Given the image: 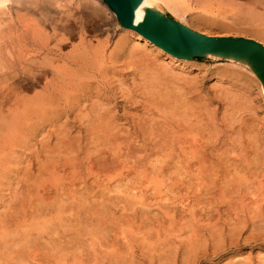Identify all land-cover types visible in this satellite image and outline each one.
Returning a JSON list of instances; mask_svg holds the SVG:
<instances>
[{
  "label": "rangeland",
  "instance_id": "374dc122",
  "mask_svg": "<svg viewBox=\"0 0 264 264\" xmlns=\"http://www.w3.org/2000/svg\"><path fill=\"white\" fill-rule=\"evenodd\" d=\"M26 1L27 0H21V3H24ZM85 1H87V2H85ZM97 1H98L97 4L102 6L103 9L106 8L105 11L102 12L103 15L101 14L102 17L103 16L104 17L103 18L101 17L102 19H101V21L99 20V22H97L98 20L93 14L91 15L90 10L88 9L89 8V6H88L89 2H91L90 0H59L60 8H57V9L61 10V12H63V13H65V11H67L69 13L68 16L69 15L71 16L74 12H78L80 17H82V18H84L83 15L87 16L86 18H89L91 16H92L91 17L92 19L96 18L93 21L89 20V22H92V23H90V24L88 23L89 25L86 24V29H85L88 31V33H90L91 32V29H90L91 26H92V28L94 27L96 30L93 31V29H92L93 34L92 33H90V34L86 33V35H78V36L75 35V38L77 40H75L74 37H71V39L69 38L71 41L66 40L64 43L61 42V44L63 43L64 45L63 44L61 45L60 42H59V45H58V43H56V41H58L57 37L60 38L59 35H57V33H52V35H50L51 34L50 31L46 29L47 31L44 32V34H42L41 33V32H43V31H41L42 29L39 26H37V24H36V22L32 16L25 14L22 11L21 12H14V10H10V7H8L9 8L8 10H4V11L0 12V75L4 72H7L9 75L12 73L11 76H13L14 73H13V71H11V69H10L11 67L27 69V66L28 67L34 66L32 64V62L34 60L36 61L38 59V61L40 62L42 57H45L46 60H48V61H46V60L45 61L47 63L50 62V65H53L54 62H55V64L60 62L59 64H61V65L64 64L63 65L64 68H67V69H63V71H61L60 66H59L58 70L60 72L56 73L58 71L55 70L56 69L55 64L52 66V68L49 67V65H48V67L51 69H49L50 73L46 76V80H45L46 86H45V90L43 92L44 95L41 94L42 92L39 89H38V92L33 91V92H29V94L26 93V96H31V97L33 96L32 97L33 100L31 97L26 98L24 94L18 95L21 97L20 98L21 100L19 99V97H16L18 100L23 101V99H24V101L22 103L20 101H18L17 99H13V98H15V97H13V96H15L14 94L11 96L13 101L14 102L16 101L17 106H19V107L14 108V110L9 113V115L11 114L12 118H13V121L11 120L12 124L10 126H9L10 121H8V122L6 121L8 119V114H6V112L5 113L3 112L2 115L0 114V116H2V117H0V120L2 121V119L4 118L3 120L5 122V123H3V121H2L0 123V234L2 232H5V230H7V232H10V233H12L11 231L16 230L19 234H17L15 231L13 233H16L17 237L14 238L15 234H13V235H11V238L14 240L17 239V242H16L17 244H18V240H20V238L23 239V240H21L23 242H20L21 245L20 244L18 245L21 248H19V247L13 248L12 251H15L14 255L9 254L8 252H10V251L5 252L7 250L6 249L4 250V248L2 246L3 251L0 250V255H2L3 257L2 256H1L2 258L0 257V261H1L0 264H6V262H7V264H49V263L50 264L51 263L57 264L56 260L60 259L62 257V255H64V254H67V255L70 254V257L65 255L63 257L65 260L63 264H68V263L69 264H110V262L107 259H109V255H111V253H114L110 257V258H113L112 256H114V258L111 259V261H113L115 259V261L118 260L117 262H119V260H120V262L119 263L116 262V264H122V262L127 264L128 262H126V261L128 260L130 262V260L132 259V258L131 259H129V258L125 259L126 257L130 256V255H127L128 253L131 254V251H129L128 248L131 247L132 242H137L136 245L133 243V245H135V247L137 246L136 250L139 246L138 240L141 239V235H140L141 233H139V235H140L139 236L138 232H140L144 229V227H142L141 225H143V226L144 225H146V226L151 225L150 228H152V230L149 229V226H148L147 227L148 228L147 233L148 234L153 233V235L155 234L154 236L155 237L157 236V238L159 236L158 243H157V242H155V241H157V238L154 239L155 237L154 238H151L153 236L150 237L151 234L148 235L146 233L148 235L147 236L146 234L142 233L143 235H145L144 237L146 239L149 240L151 238L154 240V241L151 240L152 242L151 241L150 242H151V244L154 242L156 245L153 244V245H155V247L152 246L151 248H154V250L157 249V252H158V249L161 250L160 248H163V246H162L163 244L167 248L169 243H170V242H168V240L172 242V240H173L172 237H174L173 234L176 233V230H177V228L180 227V225L182 227H184L186 225L187 221L185 219L188 218V214L186 212L182 211V210H184V208L181 209V213H183V214L181 217H180L181 214H179V217H180L179 218L178 215H176L178 213H176L175 211H172L171 207L173 208V210H174V208H177L178 211L180 210L181 207H178V206L176 207V205H173V204L168 206V204L172 203L170 201L174 200V198H176V196H177V195L176 196L173 195L174 193L177 194L176 192L178 190L176 189V186H179L178 187L179 190L182 188L181 180H179V177L177 178V176H176L177 173H175V172H178V169L175 167L179 166L178 164H180L181 162L179 163L174 159V161L177 162V164H176L172 158L175 157V155L179 156V154H180V151H178V150H180L179 148L181 146L185 147L187 144H184V145L180 144V147L178 145L175 148L179 152L178 153L174 149L173 145H171L172 147L169 145L171 141L169 139H167V141H168L167 144L169 145L170 150L173 149L174 151L173 150L172 151L173 152L176 151L177 153L173 154L172 151L170 152V150H168V152L173 154V155L169 154V155H172V157H169V156L163 157L161 155L163 151H165V153H166V149L164 150V148L163 149L161 148L164 146H163V144H160L159 142L163 143L162 141L164 139H162V141H159L160 140L159 136L162 134L161 138H163V134H165V132H162V130H163L162 128H160L162 130L158 131L157 127H160L161 124L164 126L163 127L164 129H165V127H167V128L170 127L169 125L166 126L162 122V120L160 119V116L164 117L163 112H166L167 114L166 113L165 114L167 115V118L170 117V115H168V113L171 110L168 109L169 104L168 105L166 104L168 102V100L166 102V100H164V98L161 99L160 96L163 95V97H164L165 93H167V92L171 93L170 91H172V93L177 92V88H178V91H180L179 88L182 87L181 85H183L184 82H187L186 83L187 85L184 84L183 89L187 86L189 88V92L195 93V94H190L188 92L187 88H186L187 91H186V89L183 90L181 88V91H183L184 97H186L187 94L191 96V97H189L187 95V97H186L187 101L186 102L189 101L188 103L192 104V105H189L188 103H185V104L182 103V105L184 107L183 109L186 110L185 113H187V114H189L188 109H189V111H191L192 115H193V113L194 114L197 113L196 114L197 116L195 115V117H197V119H196L197 121H198V119H200L201 121L203 120L202 122L199 120L200 124L196 127L197 124L195 123L196 120H194L195 117L191 116V117H194L193 118L194 121L191 120L192 119L191 117L189 119V121H192L191 122L192 124L193 123L195 124V127H194V125L192 126L193 129L197 128L198 130L197 129L196 130L202 134L201 136L206 135L205 137H207V133L209 134V132L212 131L213 134L210 132L211 135L209 134L208 136H211V138L215 137L214 138L215 140L217 139L216 140L217 142L214 139H212L211 140L212 142L210 141V143H212V144H210L209 142H206V144H207L206 145V151L208 153L206 152V156L204 157V162H205V160H207L206 162L209 165L208 164L205 165L206 163L203 164L202 162H200L202 164V166H200V167H203L205 165L206 167L204 166L203 168L204 169L206 168L205 169V171H206L207 166L209 167L212 164H217V162L219 161L218 162L219 163L218 169H220L221 171L216 169L217 165H215V168H213V166H210V169L212 167V170L216 169L217 173H218V171L222 173V174H219L220 175L219 176L215 172L217 174V178H218L217 183H221L224 181L223 182L224 185L228 184L229 181L231 182V180H229V178H231V176L229 174H227V176H226V179H228L227 180L228 182H227L224 178L225 177L224 174H226L227 172H229V173L233 172L232 170L234 168H235L234 170L236 171V173H233V174L231 173L232 176L235 174L240 179L243 178L241 180V182H238L237 184L235 183L236 184L235 188H239L240 191H242V190L244 191V192L240 193V191L237 189L239 191V192L237 191L239 193V195H237V192L235 191L236 189L235 190H232L231 188L227 189V187L230 186V183H229V185L225 186L226 188L223 186V183H221L222 185L217 184L219 187L223 186V188H225L228 191L226 196L231 198V199L230 198L228 199V201L229 200L232 201V202L230 201L231 203L227 202L226 198L224 200V201H226L225 205L223 206V207H225V209L230 208L228 210H231V208H233L232 211L226 210L228 212V215L231 213L230 215H232V217H233L232 218L230 216L232 221H234V220L236 221L237 219H235L234 216L238 212L242 211V210L238 209V207H240L238 205L241 204V207L243 208V214L245 215V213H246L248 216L249 212L247 210L248 209H249V211L251 210L250 213L253 210L252 205L248 208V204L249 205L251 204L250 202L253 201V197H254V199L257 198V200H258L257 201L255 199L256 201L254 200L253 203L254 202H260L259 203L260 207L263 206L262 209H264V199H263L264 193H263V195L261 194V192L264 191V103H263V100L261 99V97L259 95V90H258L257 84L255 83L257 78L252 73V71L249 70L247 67H245V66H243L237 62L235 63L231 60H228V61L232 62V63H230L227 60L220 59V58L210 59V57L209 58L204 57V58L194 59L192 61H186L187 63H181V62H175V61L172 62L169 59H166V58L156 54L152 49L141 46V45H143L141 43V41L136 40L134 37V34H136V33L132 34V33L128 32L130 30H126V29L121 28L116 21L115 15L111 11L108 10V8L103 4V2H101L102 0H95V2H97ZM184 3H186V4L183 8L184 12H185V14L183 15V17H184L183 20H186V21L188 20L187 22H191V24L194 27L193 31L198 32V33H202V34L208 35V36H214V37L249 38V39H253V40L258 41V42H262L263 46H264V32H263L264 31V24H263L264 22H262V21H264V15L261 14L262 13L261 11H258L259 9L254 5L255 3H253V0H184ZM160 7L162 8V10L164 11V13L167 17H170L174 21H177L168 12V10L164 6L162 7L160 5ZM249 7H251L252 10H251V8L247 9ZM78 9L80 10V12ZM248 10H251L250 12L253 11V14L252 13H251L252 15L249 14L250 12ZM256 12H257V14H254ZM258 12H261V13L259 14ZM66 13H65V15H66ZM82 13H83V15H82ZM19 15L21 17L17 18ZM255 15H258L257 19L254 18ZM93 16H94V18H93ZM91 18H89V19H91ZM102 20H104V22ZM258 21L262 22V24H260V22L258 23ZM93 23H95V24H93ZM96 24H99V25L96 26ZM101 24H102V26H100ZM257 26L258 27L261 26V27L257 29ZM102 27H104V28H102ZM19 33L22 35L23 38L19 37V36H21ZM36 33H38V34H36ZM39 33L41 35H44V40L42 38L40 41ZM75 34H78V33H75ZM37 35H38V37H37ZM72 35L74 36V33ZM8 36H10V37H8ZM11 37H13V38H11ZM49 37H51V38H49ZM79 37L80 38L83 37V40L80 41ZM86 37H87V40L84 39ZM89 37L91 38V40H93L92 41V47L94 45L96 50H94V47L92 48L90 46L91 44L88 45V43H87L88 40H89V43H91ZM45 38H47V39H45ZM96 41L98 43H100V46L97 44ZM40 42H43V43H40ZM72 42H74V43H72ZM76 42H78V46L76 45L77 44ZM79 42L80 43L86 42L85 43L86 46L83 43L80 44V45H84V49L86 51V54H85L82 46L79 45ZM101 42H102V44H101ZM14 43H15V45H14ZM55 43H56V45L51 46ZM35 44L43 45L47 49L57 50L58 52H51L47 56H44V55L40 54L41 52L38 51V47H35ZM69 44H71V46H73V47H70ZM11 45H13V46L11 47ZM67 45H69V46L67 47ZM75 45L77 47H75ZM101 45H102V47H101ZM56 46L59 49H57ZM98 46L101 47L100 48L102 50L101 52L99 51ZM60 47H61V49H60ZM62 48H63V50H62ZM70 48H73V49H71L73 51H75L76 49L79 48L80 52L78 51L79 50L78 49L77 50L78 53L76 52L77 53L76 54V53L70 51ZM89 48L91 50H94V53H93V51L89 50ZM13 50H15V51H13ZM23 50H25L26 52L25 51L23 52ZM98 51H99V55H98L97 60L99 61L98 62L99 64L97 65V61L96 62H93V61L96 60V57H97L96 55H97ZM106 51H107V53H106ZM102 52H104V53L102 54ZM71 53H73L74 55L75 54L79 55V53H80L81 55L79 56V58H77L76 56L72 55ZM92 53L95 54V56ZM88 54L90 56H92V55L93 56L88 57L89 56ZM70 55H72L71 57H73V56L76 57V65L75 66L78 70L77 69L75 70V66H73V65L71 66V65L67 64V62H65L64 59L70 60V58H71ZM86 55L88 58L86 57ZM102 55H103V57H102ZM84 56L86 57L85 59H84ZM4 58H7L8 60H10V62L7 59H6L7 62H5ZM100 58H103L104 61H103V59H100ZM31 59H34V60L32 61ZM87 59H88V61H87ZM29 60H31V63ZM78 60H81V62ZM89 61H90V63H89ZM9 63L14 64V65H11V64L9 65ZM100 63H102V64L104 63V64L101 65ZM37 64H38V62H37ZM87 64H89V65H87ZM98 66H100V67H98ZM1 67H3V68H1ZM70 67L74 68V69L72 68L73 71H71L72 69ZM90 68H92V69H90ZM1 69H4V70L2 71ZM52 69H54L56 72H52ZM91 70H93V71H91ZM64 71H67L68 74L70 71H71L70 73L74 72L73 73L74 77L71 76L73 74L68 75ZM75 71H77L78 75H76L77 73ZM63 72H64V74H62ZM83 72L85 74L84 81H85V79H87L88 82L85 81V83H84V81H80L83 79V75H84V74H82ZM79 74H81V76ZM55 75H57V77ZM58 75L60 78L58 77ZM143 75H145V76L143 77ZM146 75L147 76L149 75L148 76L149 78ZM252 75H254V76H252ZM75 76H76V78H75ZM67 77H68V79H67ZM77 77L78 78L81 77V78L78 80ZM154 77H155V79H158V80L162 79L163 80V81L161 80L160 82H158V80H157V82H158L157 86L162 85L159 83H163V82L166 83V84L163 83V85H162L164 87V92H163V87L160 86L161 88H158L156 86L159 90H162V92L164 93V94L162 93L160 96L157 93H155V92H157L156 91L157 88H156V90H155V88H153V86H155L154 82H152L153 84H151L150 88L148 87V85L150 84V82L152 81V79ZM0 78H1V76H0ZM73 78H74V80H73ZM5 79H7V78H3L4 81H6ZM149 79H150V82H148ZM3 80L2 79L0 80V82H1L0 86H2L3 83H5V82H3ZM189 80H191V81H189ZM172 82H173V84H172ZM169 83H170V85H167ZM174 83L175 84L178 83L179 86L175 85ZM86 84L88 86H86ZM165 85H167V86L165 87ZM84 86L86 87L85 91L87 92L88 95L85 98L84 97L81 98L80 93H81V90ZM172 86H174L175 88ZM168 87H171V88H168ZM191 88H193V89H191ZM167 90H169V91H167ZM185 91L187 94L185 93ZM37 93H38L39 97H38V95L36 96ZM59 93H60V95H59ZM154 93L156 95H154ZM178 93H174V94H177L178 97L184 98L183 96H180L181 93L180 94H178ZM66 94L69 96H67ZM92 94H94V95H92ZM45 95H46V97H42ZM47 97L50 100L49 102L52 103V104L50 103L51 105L49 104ZM172 97L173 96H171L170 98H172ZM35 98H37L38 101H40V102H38L36 100L34 101ZM44 99L46 100V102H48V104L45 103ZM165 99H169V98H165ZM172 99H175V100H172ZM172 99H171V101L168 102V103L172 102V104H170L171 106L172 105L175 106L176 103H179L177 101L182 102L181 101L182 99H179V98H178L179 100L177 98H174V97ZM184 99H183V101H184ZM90 100L91 101L94 100L93 102L96 105L98 104V107L95 106L96 110H97V108H100L101 105L99 106V104H102L103 107H105V109H107L106 111L104 109L101 110L103 108V107H101L99 110L100 112H98V113L103 114V112H101V111L107 112L108 110L110 112H112L111 114L113 116L110 114L111 120H109V121L112 122V124L118 125V126L111 125V127L109 128L110 130H108V133L110 132V134H108V138H110V139L108 140V138H107L108 143L106 141H105L106 143L105 142L103 143L104 140L94 142L93 140H90V138H87V136L90 137L94 134L93 132L90 134L87 133L88 130L91 129L90 127H92V126H98L99 127L101 125L100 121H96L99 119H97L98 114L96 113L97 111L95 109L91 110L92 113H90V116H89L90 107L93 103V102L92 103L89 102ZM163 100L165 102H162ZM173 101H176V103H174ZM84 102H86V103H84ZM96 102H98V103H96ZM30 103L32 106L34 105V108L30 105ZM94 103H93V105H95ZM164 103L166 104V106ZM18 104H20V105H18ZM88 104H90V105H88ZM107 105H109V106H107ZM177 105H179V104H177ZM177 105L175 106V108L177 107ZM21 106H23V107L28 106L29 110H26L27 108H25V107L24 108L22 107V109H23V111L25 110L26 112L33 113L32 116H30L31 114L29 115V113L26 114L25 111L23 113V111L20 110ZM106 106H107V108H106ZM186 106H188V107L191 106V107L190 108L187 107L188 108L187 109ZM35 107L39 108L40 111L39 110L37 111ZM41 107L42 108L45 107L46 110L45 109L42 110ZM112 107H113V109H112ZM30 108H32V109L30 110ZM77 108L78 109L83 108V109H82V111H81V109L79 111ZM88 108H89V111L86 112L88 110ZM165 108H166V110H165ZM191 108L194 111L191 110ZM76 110H78V111H76ZM83 110H84V112H83ZM35 111L38 114V117H36L37 116L36 113H35L36 114V116H35V114H34ZM39 112H40V114H39ZM93 112H95L97 115L93 114ZM86 113L88 114V117L90 119L92 118L93 119L92 121L95 120L94 122H96L97 124L92 125L91 121H90V123L88 121H85L86 120L85 119ZM191 113H190V115H191ZM3 114L7 115V116L5 117ZM91 114H92V116H91ZM11 115L9 116V118L11 117ZM94 115L96 116L95 119L93 117ZM166 115H165V117H166ZM83 116H84V118H83ZM26 117H28V118H26ZM106 117H105V115H103L102 119L103 118L106 119ZM155 118H157V120H155ZM77 119L78 120L83 119L86 123L84 124L83 123L84 121L82 120V125L83 124L84 125L80 126L81 123L80 124L77 123L76 122ZM107 119H109V118L107 117ZM114 120H115V123L113 122ZM206 121L208 124L206 123ZM79 122H81V121L79 120ZM168 122H169V120H168ZM173 122H174V120H173ZM98 123H99V125H98ZM4 124H7V125H4ZM201 124L206 129L210 128V127H211V129L212 128H214V129H212V130L207 129L208 130V132H207L206 129H202L203 127L201 126ZM213 125H215V126L213 127ZM88 126H90V127H88ZM112 126H114V127L116 126V127L112 128ZM199 126L202 128L200 129ZM85 127H88V128H85ZM94 129H95V127H94ZM94 129H91V130L93 131ZM99 129H100V127L97 130H94L96 132L95 135L97 133H100V135H101V131ZM113 130H114V132H113ZM169 130H170V128H169ZM169 130L165 129L164 131H166V133L168 134L170 132ZM201 130L202 131L205 130V132H207V133L201 132ZM157 131L159 132L158 135H157V133H158ZM172 131L170 133H172L173 136H172V134L171 135L169 134V135L171 136L170 138L173 139L172 141H174L171 143L174 144L175 141H177V139H176L177 135L175 136L174 132H172ZM215 131L217 132L218 135H215L216 134ZM160 132H162V133L160 134ZM115 134H118V136ZM152 134H154V137H156V136H158V137H156V139L153 140V139H151L153 136ZM167 134H165L166 135V137L164 136L165 138H169L168 137L169 135L167 136ZM97 135H99V134H97ZM109 135H112V136H109ZM212 135H213V137H212ZM199 136H200V134H199ZM111 138H113V141ZM114 138H116V139L114 140ZM182 139L183 138H181V141H184V139L183 140ZM227 140H228V142H227ZM167 141H165V142H167ZM101 142L103 143V145ZM165 142H164V144H165ZM218 142L221 144H219ZM99 143H100V145H99ZM180 143H182V142H180ZM214 143H216L217 146L216 145L214 146L213 145ZM225 144H226L227 148H226ZM95 147H96V149H95ZM159 147H160V150H162V152L160 151L161 153H159V151H158ZM165 147L168 149L166 144H165ZM220 147H222V149ZM97 150H99V151L97 152ZM156 150L158 151V153ZM215 150H217V151H215ZM218 150H220V151H218ZM223 150H225V151L223 152ZM230 150L231 151L234 150L232 152V154H231ZM155 152L157 154H160V155H158L160 157H157V154ZM168 152H167V154H168ZM201 152L203 153V150H201ZM221 152H222V155H224V153H225V155L222 157H219V156H221L219 154ZM226 152L230 153L232 155V157L230 154L227 156ZM165 153H164V155L166 156L167 154H165ZM211 154H215L214 157ZM235 154H237V155H235ZM204 155L202 154L199 156L200 158L199 157L198 158L203 159L202 157ZM181 156H182V154H181ZM168 157L170 160L167 159ZM206 157H208V158H206ZM210 157L212 159H210ZM162 158H164V159L162 160ZM179 158L181 159L180 156H179ZM221 158H223V159H221ZM225 158H227L228 160H231V158H232V161L229 163H232L233 165H234V162H236V164H241L239 166H241L243 170L238 171L239 169H241V167L238 168L239 167L238 165H237V167H235V165L233 167L232 164L229 165V163H226V162H228V160H225ZM237 158H238V160H237ZM177 160H179V159H177ZM210 160H211L212 164H210ZM224 160L226 162H224ZM170 161H171L172 165H174V163L176 165L171 166L170 165L171 163H169ZM157 162H161V163L159 164ZM221 162H223V163H221ZM166 163L168 165V168H167V165H165ZM223 164H225V165H223ZM227 164H228L227 167L229 169L226 167ZM223 166H225V167H223ZM195 168L196 167L194 166L191 170H193ZM203 168H201V169L203 170ZM226 168L228 169V171L226 170ZM230 168H232V169L230 170ZM237 168H238V170H237ZM173 169L174 170L176 169V171H173ZM222 169H223V172H222ZM212 170H210V171L207 170V171H209L211 173V172H213ZM205 171L203 170V173ZM237 171L240 174L237 173ZM241 174L243 176H241ZM213 175H215V174H213ZM222 175H224V176H222ZM174 176L176 177V179ZM236 176L233 177V179L237 178ZM94 177L98 181L94 179L96 181V182H94L93 181ZM97 177L100 179H98ZM239 178H237V181H240V180H238ZM102 179H103L104 183H103ZM124 179H126V181ZM165 179H167V180H165ZM177 179L179 180V182ZM244 179H245V181H244ZM246 179H247V181H246ZM99 180H101L102 183H101V181L99 182ZM146 180H147V182H146ZM235 180L236 179H234L232 182H235ZM142 181H144V182H142ZM97 182L101 183V184H99L101 186H99ZM177 182H178V184H177ZM232 182H231V185L234 184V183L232 184ZM245 182H246V184H245ZM91 183L92 184L94 183V184L91 185ZM167 183H169V184H167ZM174 184H176V186H174ZM235 184H234V186H235ZM72 185H73V187H71ZM78 185H80V186H78ZM116 185H117V187L119 186V189H121V191H120L121 193L119 191H116V188H117V187H115ZM237 185H238V187H237ZM103 186H104V188H103ZM113 186L115 187V190H114ZM152 186H154V187H152ZM234 186L232 188H234ZM246 186H247V189L245 188ZM127 187L129 189L134 188L133 193L130 192V195L131 194L134 195L137 193L138 197L139 196L141 198L144 197L140 200H139L140 197L139 198L137 197V200H136V198L133 200V201H135V203H136L135 206L137 208L134 206V209L136 208L135 209L136 211L134 214L129 212L130 215L132 214L131 216L128 213L129 219H127L128 215H125V214H127V212H125V213L123 211L120 212L121 211L120 208H121L122 204H123L122 206L125 205L128 207L132 203V201L130 200L131 197H129L127 195H123L124 191L128 190ZM164 188L169 190L168 192H171L173 190L172 196H170L166 192L167 190ZM59 189H60V191H58ZM112 189H113V192L111 191ZM119 189H117V190H119ZM159 189L161 191H159ZM216 189L217 188H215V190ZM258 189L260 192L258 191ZM73 190H75V191H73ZM229 190H232V191H229ZM247 190H249V191L247 192ZM245 191L248 194H249V192H252L251 195L254 194L255 196L250 195L251 196L250 197V196H248L247 193H245ZM99 192H100V196L98 194ZM215 192L218 193L217 190ZM254 192L257 194V196ZM68 193L69 194L73 193L74 195L73 194L69 195ZM85 193H87V194H85ZM143 193H145L146 195L145 194L143 195ZM160 193H162V194H160ZM182 193L183 194H181V196L184 195V192H182ZM232 193H233L234 197L233 196L231 197V195H229ZM163 195L167 196L165 198H168V199L164 200L165 198ZM245 195H246V197H245ZM85 196H88L89 199L91 196L94 200H91V199L88 200V198ZM101 196L105 197L104 198L105 200L103 199V197L100 198ZM122 196H123V198H122ZM55 197L56 198L60 197L59 199L57 198L56 201L59 202L60 200H62L63 202L60 201L61 202L60 204L64 205V207H66V208L68 207L69 204L70 205L75 204V206H76L78 201H81V200H82L83 204H85V206L82 204L81 207L83 209H86V207H87V209H86L87 214H86V211H85V213L83 212L84 216L82 215V213L80 214L79 223H77V225L75 226V228H73L72 231H69L71 229L67 230L65 227L66 224L64 223V227L67 231L64 229V231L62 230L60 232V230H61L60 227H62V226H59L58 223L55 221L54 226L55 227L59 226L58 229L56 230V232L59 231V234H56V235H58V237L56 236L57 238L55 237L54 233L50 235L53 237L46 236V234L44 233L45 231L43 229L41 230V228L39 227L40 228V230H39L35 227L36 224L34 225V227L37 230L35 228L33 230V227H32V224L37 223L38 221H39L38 222L39 224L40 223L44 224V222H46L45 220H48V218L43 219L42 217L41 218L43 220L40 218H38V219L36 218L35 220H33L32 217L35 218L36 213H37V215H39V213L36 212V210H38L39 212H46L44 209H46V207L48 209V207H50L49 205L52 206L53 203L56 202ZM107 197L110 199H112V198L114 199L116 197L114 201H113V199L111 200V202H114V204H115V201L117 199H119V201H120L119 203H121V205L118 203L119 205H117V208H113V206H114L113 203H112L113 206H108V207H109V210L111 209L110 211H112V213L116 214V217H118V215H117L118 212H119L118 214L121 213V215H123V217H121V215H119V221H115L116 223L114 222L113 225H111L108 222V220H107V224L109 223L108 225H106L105 222H103L101 220V223L103 225L105 224V226H108V228H107L101 224L103 227H105L107 229L110 228L112 230V231H110V229H109L110 234H108L109 233L108 230L105 233V228L100 227L102 232H103L102 228L104 229L105 234H102L101 231L97 228L96 230L98 231L97 232L98 234L100 233L99 234L100 237H101V235H103L102 237L105 238V239H103L101 237L102 239L101 238L100 239L103 240V241H101V240H99V237H98L99 235H96L97 233L94 232L95 229L90 231L91 229L94 228V227H92L93 223L90 224L89 227L88 226L85 227V226L88 225L87 224L88 222L92 221L95 218L94 217L95 215H93L94 212H91L92 207L94 206L93 209L95 211L96 204H98V202H101L100 200H102V199L104 201H107L108 200ZM128 197H129V201H131V203L129 202L130 203L129 205H127L128 204V202H127ZM258 197H259V199H260V197H262L261 200H263V202L261 200L259 201ZM98 198H100V199L98 200ZM162 198H164V199H162ZM169 198L172 200H170ZM247 198L248 199L251 198V201L250 202L248 201L246 204L245 203L243 204L242 202H244L245 200L247 201ZM66 199H68V200H66ZM71 199H72V201H71ZM160 199H162V201ZM142 200H144V201H142ZM234 200H236V201H234ZM138 201L139 202L142 201L143 204H145L144 202H148V203H146L147 207H149L148 204L150 206L153 204L154 208H152L153 206H151L147 210H146V208H143V207L140 208L138 205H141V203H138ZM150 201H151V203H150ZM240 201H241V203H240ZM236 202L239 204H237ZM227 203H229V204L226 207ZM232 203H235L236 206H235V204H232ZM230 204H232V205H230ZM90 206H92V207L90 208ZM230 206H232V207H230ZM161 207L162 208L164 207V208L162 209ZM166 207L167 208L169 207V208L167 209ZM88 208L91 210H89ZM242 208H240V209H242ZM74 209H76V208H74ZM160 209L163 210V213H161V211L158 212ZM166 209H167V211H165ZM235 209H237L239 211L235 212ZM262 209H261V211L263 212L264 210H262ZM33 210H34V212H33ZM139 210H141V211H139ZM143 210H145V211H143ZM197 210H198V208H197ZM197 210H195V211H197ZM31 211H32V213H30ZM164 211L166 212V214ZM244 211H246V212L244 213ZM89 212H91V213H89ZM145 212H147V213H145ZM88 213L90 215H93V217L91 216L92 220H91V218H90V220H88L89 219V217H87V215L89 216ZM108 213L106 215L107 217H108ZM122 213H124V214H122ZM140 213L141 214L145 213L146 215H149V216L147 217L146 215H144V217H141L142 219H139L138 217L141 215ZM201 213L197 211V214H198L197 218L199 216L198 219H200L199 221L204 222V223H202L203 225L206 224L208 221H209L208 223H210L211 221L213 222L214 219L211 221L210 220H208V221L204 220L205 219L204 211L203 212L201 211ZM250 213H249V215L254 216V219H256L255 221H253L255 224H256L257 220L261 219L264 216V213L263 214L261 213L262 214V216L260 215L261 218H260V216L258 217L256 215H254V214H256V212L251 213V214ZM137 214L139 216H137ZM168 214H170V215H168ZM162 215H164V216H162ZM228 215H226V216H228ZM238 215H240V213ZM61 216H62V219L65 217L67 219V221L72 220V217L70 216L71 218H69L68 214L67 215L62 214V215H60L59 218H61ZM124 216H126L127 218L125 219ZM141 216H143V215H141ZM169 216H171V217L169 218ZM173 216L175 219L173 218L171 220V218ZM251 216L250 217L248 216V218L250 219V223L248 221V224H252L251 219L253 217L251 218ZM145 217H147V218H145ZM230 217L228 216L227 218H230ZM245 217H246V215H245ZM113 218H115V217H113ZM122 218L124 220H128L127 221L128 224L126 222L121 224V222H123ZM132 218H134L135 220L133 219L131 221ZM58 219H56V220H58ZM86 219L88 220V222H86L87 221ZM59 220H58V222H59ZM138 220L142 223L138 222L139 223L138 224L137 223ZM174 220H175V222H174ZM176 220H177V222H176ZM181 220H183V221L185 220V221L182 222ZM246 220H248V219L246 218ZM62 221H61V225L66 220H64L63 222ZM83 221L85 222V224ZM149 221L152 224L146 223ZM212 222L210 223V225L213 224ZM66 223H68V222H66ZM59 224H60V222H59ZM81 224H83V226ZM124 224H125V226H123ZM73 225H75V224H73ZM80 225H81V227H80ZM109 225H111V227L113 226V228H111ZM126 225H127V227H126ZM37 226H39V225H37ZM136 226H138V228H141V229L143 228V229L140 230ZM163 226H164V228H163ZM9 227H10V229H9ZM78 227H80V228H78ZM95 227H98V226H95ZM129 227H131V228H129ZM173 227H175L174 228L175 233L173 232V230H174V229H172ZM26 228H27V231H26ZM120 228L124 229L122 231H125L126 233L125 232L122 233L121 230L120 231L116 230V229H120ZM11 229H13V230H11ZM76 229H78V230H76ZM129 229H132V231H128ZM136 229L138 232L136 231ZM38 230L40 232H38ZM24 231L26 233H28L30 231L28 233L29 237L26 236L25 241H24V237H25ZM65 231L68 233H66ZM73 231H77V232L80 231V232L76 233ZM153 231H155L156 233ZM167 231H169V232H167ZM63 232H65L66 234ZM69 232H71V233H69ZM72 232H73V235H72ZM81 232H82V235H81ZM128 232H130L132 235L133 234L134 235L133 236L129 235ZM142 232H144V230ZM170 232L173 235L172 237H170L171 236ZM74 233L77 235H74ZM20 234H22V237ZM93 234H95V235H93ZM116 234H117V236H116ZM135 234L137 235V238H139V239L136 238ZM163 234H166V235H163ZM25 235H27V234H25ZM31 235L35 236V238L32 237ZM167 235H168V240H167ZM64 236H65V238L66 237L67 238L65 239ZM69 236L71 238H74L75 241L77 240V242H76L77 244L75 243V241L72 242L74 239L71 240V238ZM123 236H124V238H123ZM51 238H53V239H51ZM34 239L37 240L38 242L35 241ZM144 239L142 238L143 242L140 240L141 244L144 243V241L146 240V239L145 240ZM160 239L165 240V241H160ZM10 240L11 239H9V241ZM57 241H58V243H57ZM98 241H99V244L104 248H100L101 246L98 244ZM67 242L68 243L70 242L69 243L70 245ZM91 242L94 244V245L92 244V248L90 246ZM102 242H105L106 244L102 243ZM126 242L128 243L127 247H126V244H127ZM162 242H164V243H162ZM65 244L67 246V249L69 247L71 248L72 246H74V247H72L73 251H72V248L71 249L69 248L72 252H69V250H68V253H65V251H64V250H66ZM78 244L81 247L78 246L77 249L79 252H77L78 253L77 254L76 251H74V250L77 247L75 245H78ZM147 244H149V243H147L145 241V243L142 245H145L144 247L146 248ZM1 245H3V244H1ZM1 245H0V247H1ZM115 245H116V247H114ZM142 245H141V248H143L145 250V248L142 247ZM63 246H65V247H63ZM117 246L118 247L121 246V247L118 248ZM171 246L173 247V242H172ZM171 246L169 245L168 249H171L170 251L172 252ZM60 247H62L63 249H61ZM148 247H150V245H148ZM165 247L162 249V252L165 251L168 253L169 250L168 249H167L168 251L165 250L166 249ZM33 248H35V249H33ZM79 248H81L82 250L84 248L83 252L81 249L79 250ZM106 248H107V250H106ZM17 249H20V250L17 251ZM117 249H118V251H117ZM120 249L122 250V252ZM146 249H148V248H146ZM23 250H24V252H23ZM32 250H33V252H31ZM61 250H63V251H61ZM90 250H93L95 252L93 253V251H90ZM144 250H143L142 254L145 252L147 253V251H144ZM19 251H20L21 255L23 254L22 256L19 254L20 258H23V259H20L18 257L19 255H15V253H17ZM80 251L82 252V254ZM84 251H87V252L85 253ZM114 251H116V253H118V256L121 257V259L118 256H117V258H119V259L116 258L117 254L115 255ZM126 251L128 253L125 254ZM138 251H140L139 248H138ZM102 252H105V254H103ZM119 252H120V254H119ZM249 253H251V255L253 257H255L258 253L263 254L264 253V242H259L257 245H254V246H245L242 249H233V250L223 252L218 257H216L214 259L206 258V256H204V258L203 257L199 258L198 262H196L195 264H197V263L198 264H227L229 260L232 261L233 258H235L237 260L241 255L246 256ZM76 254H77V256H76ZM86 254H87V256L90 255V257L88 256L89 260L86 259V257H87ZM262 254H260V255H262ZM6 255H8V256H6ZM9 255H11V256L9 257ZM123 255H125V258L123 257V259H125L124 261H122ZM81 256L84 257L83 261H81L82 260ZM91 257H94V260L93 259L90 260ZM74 258H77L79 261L77 259L76 260L79 263L75 262ZM95 258H96V260H95ZM240 258L242 259L243 257H240ZM25 259H26V261H25ZM177 259H178L177 262H179L177 264H180V259H181L180 256H177ZM236 260L233 259L234 262ZM238 260H240V259H238ZM67 261H68V263H67ZM72 261H73V263H72ZM91 261H92V263H91ZM95 261H97V263H95ZM134 261H135V263H133V264H139L138 262H136L135 259H134ZM134 261L132 260V262H134ZM85 262H87V263H85ZM132 262H130V263L132 264ZM58 264H62V263H58ZM111 264H114V262H112Z\"/></svg>",
  "mask_w": 264,
  "mask_h": 264
},
{
  "label": "bare ground",
  "instance_id": "6f19581e",
  "mask_svg": "<svg viewBox=\"0 0 264 264\" xmlns=\"http://www.w3.org/2000/svg\"><path fill=\"white\" fill-rule=\"evenodd\" d=\"M91 2H89V10H90V13H91V15L93 14L96 18H97V22H99V20L101 21V19L104 17H102V12L103 11H105V9H103V7L102 6H100V5H98L97 3H98V1L97 2H95V0H90ZM61 2V1H60ZM60 2H59V0H27L26 2H24V3H21V0H0V12L1 11H4V10H8L9 8L8 7H10V10H14V12H24L25 14H28V15H30V16H32L33 18H34V20H35V22H36V24H37V26H39L42 30L41 31H43V32H41L40 30V32L42 33V34H44V32H46L47 30H49L50 31V35H52V33H57V35H59V37L60 38H58L57 37V39H58V41H56V43H58V45H59V42H60V44H61V42H65L66 40L68 41H71L70 39H71V37H74V39L75 40H77L76 38H75V35H86V33H88V31L87 30H85L86 29V24H90V23H92V22H89V20H91V21H93L94 19H96V18H94V16H93V18L94 19H92L91 17H89V18H91V19H89V18H86L87 16H85V15H83V13H82V15H83V17L84 18H82V17H80V15H79V13L78 12H74L71 16L69 15L68 16V12L67 11H65V13H66V15H65V13H63V12H61V10H59V9H57V8H60ZM85 2H87V1H85ZM102 2V1H101ZM253 3H255L254 5L259 9L258 11H261V12H258L259 14L261 13V14H263L264 15V0H253ZM185 4L186 3H184V0H141V2L139 3V6L137 7V10L136 11H138L139 13H141V14H144V9H153V10H155V11H157L158 13H160L161 15H163V16H165V17H167L166 15H165V13H164V11L162 10V8L160 7V5L163 7H165L167 10H168V12L177 20L176 22H178V23H180L181 25H183V26H185V27H187V28H189V29H191V30H194V27H193V25L191 24V22H187L186 20H183V15L185 14V12H184V6H185ZM249 4V3H248ZM63 6V5H62ZM248 6V5H247ZM250 6V5H249ZM254 6V7H255ZM251 7H249V8H247V9H250ZM77 9V8H76ZM79 10V9H78ZM251 10H252V8H251ZM251 10H248L249 12L251 11ZM13 12V13H14ZM79 12H80V10H79ZM85 13V12H84ZM253 14V11L252 12H250L249 14ZM86 14V13H85ZM102 14V15H101ZM248 14V13H247ZM248 14V15H249ZM251 14V15H252ZM254 14H257V12L256 13H254ZM17 15V14H16ZM87 15V14H86ZM250 15V16H251ZM256 16V17H255ZM254 16V18H256L257 19V16L258 15H255ZM17 17V16H16ZM19 17H21L20 15L17 17V18H19ZM102 17V18H101ZM10 20V19H9ZM105 20V19H104ZM104 20H102L103 22H104ZM173 20V19H172ZM263 20V19H262ZM96 21V20H95ZM94 21V22H95ZM106 21V20H105ZM96 22V23H97ZM260 21H258V23H259ZM262 22H264V21H262ZM262 22H260V24H262ZM102 23V22H101ZM257 23V22H256ZM88 24V25H89ZM93 24H95V23H93ZM103 24V23H102ZM102 24L100 25V26H102ZM264 24V23H263ZM87 25V26H88ZM92 25V24H91ZM97 25H99V24H96V26ZM104 25V24H103ZM95 26V25H94ZM95 26V27H96ZM28 27V26H27ZM251 27V26H250ZM261 27V26H260ZM260 27H258L257 26V29L258 28H260ZM88 28V27H87ZM102 28H104V27H102ZM29 29V28H28ZM47 29V30H46ZM89 29V28H88ZM91 32L90 33H92L93 34V31L94 30H96L94 27L92 28V26H91ZM92 29H93V31H92ZM38 31V32H39ZM99 31V30H98ZM103 31V30H102ZM28 32V31H27ZM129 33H132V34H134V32L132 31H128ZM264 32V31H263ZM9 33V32H8ZM13 33V32H12ZM25 33V32H24ZM74 33V36L72 35ZM75 33H78V34H75ZM90 33H88V34H90ZM20 34V33H19ZM36 34H38V33H36ZM91 34V35H92ZM21 35V34H20ZM39 36L41 37H39V39H40V41H41V39L43 38V40H44V35H41L40 33H39ZM47 36V35H46ZM8 37H10V36H8ZM19 37H22V35L21 36H19ZM37 37H38V35H37ZM53 37V36H52ZM81 37V36H80ZM79 37V38H80ZM134 37H135V39L136 40H140L141 41V43L143 44V45H141V46H144V47H147V48H149V49H152L156 54H158V55H160V56H162V57H164V58H166V59H169L170 61H175V62H181V63H187L186 62V60H179V59H177V58H175V57H173V56H171V55H169V54H167L166 52H164V51H162L160 48H158V47H156V46H154L152 43H150L148 40H146V39H144V38H142V37H140L138 34H134ZM7 38V37H6ZM11 38H13V37H11ZM23 38V37H22ZM49 38H51V37H49ZM70 38V39H69ZM90 38V37H89ZM105 38V37H104ZM107 38V37H106ZM45 39H47V38H45ZM73 39V40H74ZM84 39H86L87 40V37L86 38H84ZM13 40V39H12ZM79 40V39H78ZM83 40V37L82 38H80V41H82ZM85 41V40H84ZM90 41H91V43H89V40H88V45H90L91 47H92V41L93 40H91V38H90ZM135 41V40H134ZM45 42V41H44ZM47 42V41H46ZM97 42V41H96ZM258 42V41H257ZM40 43H43V42H40ZM48 43V42H47ZM56 43L55 44H53V45H51V46H54V45H56ZM62 43V44H63ZM67 43V42H66ZM72 43H74V42H72ZM77 44V46H78V42H76ZM83 42H79V45L80 44H82ZM86 43V42H85ZM85 43H83L84 45H85ZM140 43V44H141ZM258 43H260V44H262L263 45V43L262 42H258ZM45 44V43H44ZM61 44V45H62ZM97 44L100 46V43H98L97 42ZM101 44H102V42H101ZM117 44V43H116ZM14 45H15V43H14ZM22 45V44H21ZM64 45V44H63ZM66 45V44H65ZM70 45V47H73V46H71V44H69ZM69 45H67V47L69 46ZM75 45V47H77ZM84 45H80V46H82V48L84 49ZM107 45V44H106ZM13 45H11V47H12ZM86 46V45H85ZM89 46V47H90ZM97 46V45H96ZM98 46V49H99V51L101 52L102 50L100 49L101 47H102V45H101V47H99ZM22 47V46H21ZM20 47V48H21ZM35 47H38V51L39 52H41L40 54H42V55H44V56H47L48 54H50L51 52H58L57 50H52V49H47L45 46H43V45H40V44H35ZM57 47V46H56ZM90 47V48H91ZM93 47H94V45H93ZM92 47V48H93ZM107 47V46H106ZM16 48V47H15ZM19 48V47H18ZM26 48V47H25ZM50 48V47H49ZM89 48V50H91ZM105 48V47H104ZM142 48V47H141ZM57 49H59L58 47H57ZM60 49H61V47H60ZM71 49H73V48H70V51H72V52H74V53H76L77 52V50L79 49H76L75 51H73V50H71ZM11 50V49H10ZM62 50H63V48H62ZM94 50H96L95 49V47H94ZM94 50H91V51H93V53H94ZM13 51H15V50H13ZM25 50H23V52H24ZM79 52H80V49L78 50ZM99 51H98V53H97V57H96V60H94L93 62H96L97 61V65L99 64L98 62V55H99ZM26 52V51H25ZM84 52H85V54H86V51H85V49H84ZM83 52V53H84ZM70 53V52H69ZM78 53V52H77ZM76 53V54H77ZM88 53V52H87ZM92 53V54H93ZM96 53V52H95ZM104 52H102V54H103ZM106 53H107V51H106ZM105 53V54H106ZM62 54V53H61ZM66 54V53H65ZM72 55H74L73 53H71ZM74 55V56H76L77 58H79V56L81 55L80 53H79V55ZM91 54V55H92ZM101 54V53H100ZM151 54V53H150ZM153 54V53H152ZM72 55H70V57L72 56ZM89 55V54H88ZM94 56H95V54H93ZM92 55V56H93ZM71 57L70 58V60H68V59H64L65 60V62H67V64H69V65H73V66H75L76 65V57ZM92 56H88V57H92ZM86 57H87V55H86ZM85 56H84V59L86 58ZM87 57V58H88ZM102 57H103V55H102ZM209 58V57H208ZM5 59V62H7L6 61V59L7 58H4ZM90 59V58H89ZM100 59H103V58H100ZM108 59V58H107ZM210 59H217V58H215V57H210ZM8 60V59H7ZM32 61L34 60V59H31ZM31 60H29L30 61V63H31ZM46 58L45 57H42L41 58V61L39 62L38 61V59L35 61H33L32 62V64L34 65V66H30V67H28L27 66V69H24V68H13V67H11L10 69H11V71H13V76H11L12 75V73L9 75L7 72H4V73H2L0 76H1V78H0V80L2 79L3 80V78H7V79H5L6 81H4L3 80V82H5V83H3V85L2 86H0V114L2 115V113L4 112H6V114H8V119L6 120L7 122L8 121H10L9 122V126L12 124V121H13V118H12V115H11V117L9 118V113L10 112H12L13 110H14V108H16V107H19V106H17V103H16V101L14 102L13 101V99H17L16 97H19V99L21 98L20 96H18V95H22V94H24L25 95V97L27 98H30L31 96H26V93H28L29 94V92H33V91H35V92H38V89L39 90H41V94H43V92H44V90H45V86H46V84H45V80H46V76L50 73L49 72V69H51L52 68V66L55 64V62H54V64L53 65H50V62H46V61H48V60H46ZM91 60V59H90ZM9 62H10V60H8ZM78 61H80L81 62V60H78ZM87 61H88V59H87ZM103 61H104V59H103ZM228 61V60H227ZM4 62V63H5ZM35 62V63H34ZM37 62H38V64H37ZM83 62V61H82ZM102 62V61H101ZM228 62H230V63H232L231 61H228ZM234 62V61H233ZM60 62H58V63H56L55 64V66H56V69L55 70H57L58 72H56L54 69H52V72H56V73H59L60 71L58 70L59 69V66H60V70L61 71H63V69H67V68H64V64L63 65H61V64H59ZM89 63H90V61H89ZM105 63V62H104ZM103 63V64H104ZM236 63V62H235ZM8 64V63H7ZM6 64V65H7ZM11 63H9V65H10ZM36 64V65H35ZM81 64V63H80ZM101 65H103L102 63H100ZM11 65H14V64H11ZM48 65H49V67H51V68H49L48 67ZM58 65V66H57ZM87 65H89V64H87ZM236 65V64H235ZM54 66V67H55ZM58 67V68H57ZM96 67V66H95ZM98 67H100V66H98ZM1 68H3V67H1ZM62 68V69H61ZM71 68V67H70ZM73 68V67H72ZM71 68V69H72ZM70 69V70H71ZM74 69V68H73ZM73 69L71 70V71H73ZM77 68H76V66H75V70H76ZM82 69V68H81ZM90 69H92V68H90ZM89 69V70H90ZM2 71L4 70V69H1ZM78 70V69H77ZM69 71V70H68ZM70 71V72H71ZM81 71V70H80ZM91 71H93V70H91ZM96 71V70H95ZM64 72H66V74H68L67 73V71H64ZM64 72L62 73V74H64ZM69 72V74L68 75H70V74H73L74 72H72V73H70ZM76 73H77V71H75ZM82 72V71H81ZM53 74V73H52ZM82 74H84V72L82 73ZM90 74V73H89ZM60 75V74H59ZM59 75H58V77H59ZM76 75H78V73L76 74ZM80 76H81V74H79ZM56 77H57V75H55ZM72 77H74V74L73 75H71ZM85 76V74L83 75V79L82 80H80V81H84V77ZM88 76V75H87ZM95 76V75H94ZM145 75H143V77H144ZM147 76V75H146ZM149 76V75H148ZM147 76V77H148ZM152 76V75H151ZM252 76H254V75H252ZM63 77V76H62ZM79 77V76H78ZM77 77V78H78ZM90 77V76H89ZM153 77V76H152ZM158 77V76H157ZM60 78V77H59ZM75 78H76V76H75ZM81 78V77H80ZM80 78H78V80L80 79ZM91 78V77H90ZM149 78V77H148ZM255 78V77H254ZM67 79H68V77H67ZM92 79V78H91ZM151 79V78H150ZM150 79H149V81L148 82H150ZM155 77L152 79V81L150 82V84L148 85V87L150 88L151 87V84H153L152 82H154V85L155 86H153V88H155V90H156V88L158 87V88H161V87H163L162 85H163V83H159V84H162V85H160V86H157V83L158 82H160L162 79H155ZM48 80V79H47ZM73 80H74V78H73ZM154 80V81H153ZM157 80H158V82H157ZM256 80V79H255ZM60 81V80H59ZM85 81H87V79H85ZM85 81H84V83H85ZM163 81V80H162ZM166 81V80H165ZM189 81H191V80H189ZM69 82V81H68ZM72 82V81H71ZM78 82V81H77ZM88 82V81H87ZM171 82V81H170ZM168 83V82H167ZM187 82H184V84H186ZM255 83L257 84V87H258V90H259V95H260V97H261V99L263 100V103H264V91H263V89H262V87H261V84L256 80L255 81ZM65 84V83H64ZM158 84V85H159ZM164 84H166V83H164ZM172 84H173V82H172ZM175 84V83H174ZM183 84V85H184ZM0 85H1V82H0ZM54 85V84H53ZM59 85V84H58ZM85 85V84H84ZM167 85H170V83L169 84H167ZM167 85H165V87L167 86ZM175 85H177V86H179V84L177 83V84H175ZM183 85H181L182 87H180L179 88V90L181 91V88L183 89ZM187 85V84H186ZM55 86V85H54ZM76 86V85H75ZM79 86V85H78ZM86 86H88L87 84H86ZM157 86V87H156ZM60 87V86H59ZM85 87V86H84ZM82 88V90H81V93H80V97L81 98H85L88 94H87V92L85 91V89H86V87L85 88ZM172 87H174V86H172ZM185 87V86H184ZM58 88V87H57ZM63 88V87H62ZM157 88V92H155V93H157L159 96L164 92V87H163V92H162V90H159ZM168 88H171V87H168ZM175 88V87H174ZM188 89V92H189V88L186 86L184 89ZM166 89V88H165ZM183 89V90H184ZM187 89H186V91H187ZM191 89H193V88H191ZM92 90V89H91ZM195 90V89H194ZM61 91V90H60ZM166 91V90H165ZM167 91H169V90H167ZM178 91V88H177V92H174V93H178V94H180V96H183L184 94H183V91ZM186 91H185V93H186ZM95 92V91H94ZM171 93H169V92H167V93H165V95H164V97H163V95H161L160 96V98L162 99V98H164V100H166V102H167V100H168V102L169 101H171V99L174 97V98H179V99H182L181 101L182 102H180V101H177V102H179V103H176V101H173L174 103H176V105L177 104H179V105H177V107L175 108V106H171L170 104H172V102H170V103H166L168 106H169V108L168 109H170L171 111L168 113V115H170V117H168L167 118V113L166 112H163V115H164V117H161L160 116V119L162 120V122L166 125V126H170L169 128H170V130H169V128H167V127H165V129H168L170 132L172 131V132H174V135L176 136V139H177V141H175V143L177 144H173V143H171V142H174V141H172L173 139L172 138H170L171 136V134L172 133H166V131H164L165 129L163 128L164 126L161 124L160 125V127H157L158 129V131H160V130H162V132H165V134H167V136L169 137V138H165L166 137V135L165 134H163V138H161V136H162V132H160V136H159V141H162V139H164L165 141H167V139H169L170 141V146L171 145H173L174 146V149L179 145V147H180V144H182V145H184V144H187L185 147L183 146H181L179 149L180 150H178V151H180V154H179V156L181 157V159L179 158V156L178 155H175V157L177 158V159H179V160H177L175 157H173L172 159H173V161H174V159L177 161V162H181L180 164H178L179 166H176L175 168H177L178 169V172H175V173H177V178L179 177V180H181V186H182V188L179 190L178 189V187L179 186H176V184H174V186H176V189L178 190H176L177 192V194H173V190L171 191V192H168L169 190H167L166 188H164V189H166L167 191V193L170 195V196H172V194L173 195H177L176 196V198H174V200H172V199H170V200H172V201H170V202H172V203H170V204H168V206L169 205H171V204H173V205H176V207L178 206V207H181L180 208V210L178 211V209L177 208H174V210H173V208L171 207V209H172V211H175L176 213H178V214H176V215H178V217H179V214H181L180 215V217L182 216V214L183 213H181V209L182 208H184V210H182L183 212H186L187 214H188V218L187 219H185L187 222H186V225L184 226V227H182L181 225H180V227L179 228H177V230H176V233H175V227H173L172 229H174L173 230V232L176 234H173L174 235V237H172L173 235L171 234V232H170V234H171V236L170 237H172L173 238V240H172V242H173V247L171 246V244H172V242L171 241H169L168 240V235H167V240H168V242H170L169 243V245L171 246V248H172V252L170 251L171 249H168V247H169V245H168V247L166 248L165 246H164V244L162 245L163 246V248L165 247L166 249L165 250H167L168 251V253L167 252H165V251H163L162 252V249L163 248H160L161 250H159L158 249V252H157V249H155L154 250V248H151L152 246L153 247H155V243L153 242L152 244H151V240H153V239H151V238H154L155 236V234L153 235V233L151 234V233H149V234H151L150 235V237L151 236H153V237H151L149 240L148 239H146L144 236L145 235H143L142 233H144V234H146L147 232H148V226H149V229H151L152 230V228H150L151 227V225H148V226H146V225H141L142 227H144V232H142L143 230L141 229V228H138V226H136L138 229H140V230H142V231H140V232H138L137 231V229H136V231L138 232V235H139V233H141L140 235H141V239H139V238H137V235L135 234V236H136V238L137 239H139L138 240V243H139V246H138V248H139V250L140 251H138V248H137V250H136V247H135V245H136V243L137 242H132V244H131V247L130 248H128L129 249V251H131V254L130 253H128L127 251L125 252V254L126 253H128L127 255H130V256H128V257H126L125 258V255H123L122 256V261H124L125 259H131L130 260V262H132V260L134 261V259L136 260V262H138L139 264H177V263H179V262H177V260L179 259H177V256H180V264H195L196 262H198V260H199V258H201V257H203L204 258V256H206V258H211V259H214V258H216V257H218L221 253H223V252H226V251H229V250H233V249H242L243 247H245V246H254V245H257L259 242H264V216L261 218V216H262V214L264 213V211L262 212L261 211V209H262V207H260V202H254L253 203V201L256 199L257 200V198H255L254 199V197H253V201H251V198L250 199H248L247 198V201L245 200L244 202H242L243 204L245 203H247L248 201L251 203L250 205L248 204V208L252 205V208H253V210H252V212L251 213H254V212H256V214H254V215H256V216H260V218L261 219H259V220H257V222H256V224L253 222V221H255L256 219H254V216H251V215H249V213H250V211H249V209L247 210L248 212V216L250 217L251 216V223L252 224H248V221H249V223H250V219L248 218V216H247V214L245 213L246 211H244V213H245V215H246V217H245V215L243 214V208L241 207V204L240 205H238V206H240V207H238V209L239 210H242V211H240V212H238L237 214H235V219H237L236 221L234 220V221H232V219H231V217H232V215H228V212L226 211V210H228V209H230V208H227V209H225V207H223L224 205H225V203H226V201L227 202H229V203H231L232 201L231 200H229L228 201V199L230 198V197H228V196H226V194H227V190L225 189L226 187V185H229V183H230V186H228L227 187V189H229V188H231L232 190H235L236 192L239 190V188H235L236 187V184L238 183V182H241V180L243 179H240L238 176H236L235 174V176L237 177V178H239L238 180H240V181H237V178H234V179H236L235 180V182H232L234 179H233V177H235L234 175L232 176V174L233 173H236V171L233 169L232 171L233 172H231V173H229V172H227L226 174H224L225 175V180L227 181L228 179H226V176H227V174H229L230 176H231V178H229V180H231V182H232V184L234 183H236L235 184V186H234V184L233 185H231V182L229 181V183L228 184H226V185H224V181L223 182H221V183H223V186L225 187V188H223V186H218L219 184H221V183H217L218 181H217V174L219 175V174H222L221 172H219L218 171V173L216 172V169L217 170H220V169H218V162H217V164H212V162H211V160H210V164H212V165H210V166H213V168H215V165H217L216 167V169L215 170H212V167H211V169H210V166L208 167L207 166V170H212L213 172H209V171H205V169L203 168L205 165H207L208 163L206 162L207 160H205V162H204V157L206 156V142H209L210 143V141L212 140V139H214V138H211V136H208L209 134L211 135V133H212V131H210L209 132V134L207 133L208 132V130L207 129H211V127L210 128H204V126H202V124H201V126L203 127H200V129L202 128V129H206L207 130V132H205V130H201V132H204V133H207V137H205L204 135L203 136H201L202 134L200 133V132H198L196 129H193V125H194V127H195V124L193 123H191L192 121H189V119H190V117L191 116H194L195 117V115L197 114H194L193 113V115H192V113H191V111H189V109L188 108H190V107H188V106H186V108L188 109V113L189 114H187V113H185V109H183L184 107H183V105H182V103H188V102H186L187 100H186V97H187V95H186V97H184V98H182V97H178V95L177 94H174V93H172V91H170ZM195 92V91H194ZM96 93V92H95ZM154 93V95H156ZM190 93V92H189ZM15 95V96H13V97H15V98H11V96L12 95ZM27 94V95H28ZM52 94V93H51ZM68 94V93H67ZM66 94V95H67ZM164 94V93H163ZM190 94H195V93H190ZM17 95V96H16ZM38 95V93L36 94V96ZM44 95V94H43ZM59 95H60V93H59ZM63 95V94H62ZM91 95V94H90ZM92 95H94V94H92ZM51 96V95H50ZM67 96H69V95H67ZM66 96V97H67ZM171 96H173L172 98H170ZM189 97H191L190 95H188ZM33 97V96H32ZM31 97V98H32ZM38 97H39V95H38ZM42 97H46V95L45 96H42ZM92 97V96H91ZM105 98V97H104ZM159 98V99H160ZM165 98H169V99H165ZM46 99V98H45ZM44 99V101H45V103H47L48 104V102L50 101L49 99H48V97H47V99H48V102H46V100ZM93 99V98H92ZM98 99V98H97ZM102 99V98H101ZM108 99V98H107ZM178 99V100H179ZM183 99H184V101H183ZM193 99V98H192ZM191 99V100H192ZM18 100V99H17ZM21 100V99H20ZM20 100H18V101H20ZM31 100V99H30ZM32 100H33V98H32ZM31 100V101H32ZM38 101V99L37 98H35L34 99V101ZM88 100V99H87ZM95 100V99H94ZM94 100H90L89 102H93ZM99 100V99H98ZM97 100V101H98ZM162 101V102H165V101ZM172 100H175V99H172ZM23 101H24V99H23ZM23 101H20L21 103L23 102ZM65 101V100H64ZM100 101V100H99ZM195 101V100H194ZM38 102H40V101H38ZM82 102V101H81ZM87 102V101H86ZM86 102H84V103H86ZM161 102V103H162ZM51 102H49V104H50ZM65 103V102H64ZM94 103V102H93ZM93 103H92V105H91V107H90V112H89V116H90V113H92L91 112V110H93V109H95L96 110V107L95 106H97L98 107V104L96 105L95 103V105H93ZM96 103H98V102H96ZM106 103V102H105ZM109 103V102H108ZM173 103V104H174ZM194 103V102H193ZM52 104V103H51ZM50 104V105H51ZM163 104V103H162ZM165 104V103H164ZM166 104H165V106H166ZM189 104V103H188ZM18 105H20V104H18ZM23 105V104H22ZM30 105H31V103H30ZM88 105H90V104H88ZM87 105V106H88ZM101 105V106H100ZM110 105V104H109ZM109 105H107V106H109ZM189 105H192V104H189ZM32 106V105H31ZM30 106V107H31ZM80 106V105H79ZM99 106H100V108L101 107H103V105L102 104H99ZM107 106H106V108H107ZM111 106V105H110ZM22 107L23 106H21V108H20V110H22L23 111V109H22ZM25 108H27L26 110H29V108H28V106L26 107V106H24ZM23 107V108H24ZM33 108H34V105L32 106ZM67 107V106H66ZM75 107V106H74ZM83 107V106H82ZM194 107V106H193ZM36 108V107H35ZM100 108H97V114L95 113V112H93V114H95V115H97L98 117H97V119H99V120H96V121H100L101 123V125L99 126L100 127V131H101V135H100V133H97V134H99V135H95V131L94 130H97L99 127L98 126H92V125H95V124H97L96 122H94V121H92L93 119L91 118H89L88 117V114L86 113L85 114V121H88L89 123H90V121H91V123H92V127H90V126H88V127H90L91 129H94V127H95V129L92 131L91 129H89L88 130V134H90V133H94L92 136H90V137H88L87 136V138H90V140H93L94 142L95 141H101V140H104L103 141V143L106 141L107 143H108V141H107V138H108V134H110V132L108 133V130H110L109 128L111 127V125H116V124H112V122H110L109 120H111L110 119V114L112 113V112H110L109 110L107 111V112H105L107 109H105V107H103L101 110H105V111H101V112H103V114L101 113H98V112H100L99 110H100ZM195 108V107H194ZM32 108H30V110H31ZM41 109L43 110V109H45V107L44 108H42L41 107ZM51 109V108H50ZM78 109V108H77ZM81 109V111H82V109L83 108H80ZM80 109H78L79 111H80ZM85 109V108H84ZM111 109V108H110ZM112 109H113V107H112ZM16 110V109H15ZM36 110L38 111L39 110V108H36ZM46 110V109H45ZM78 110H76V111H78ZM165 110H166V108H165ZM191 110H193L192 108H191ZM25 111V110H24ZM24 111H23V113H24ZM40 111V110H39ZM66 111V110H65ZM75 111V112H76ZM86 111V110H85ZM89 111V108H88V110L86 111V112H88ZM163 111V110H162ZM194 111V110H193ZM16 112V111H15ZM26 112V111H25ZM63 112V111H62ZM69 112V111H68ZM83 112H84V110H83ZM105 112V113H104ZM110 112V113H109ZM114 112V111H113ZM161 112V111H160ZM21 113V112H20ZM27 113H29V112H26V114ZM36 113V111L34 112V114ZM78 113V112H77ZM81 113V112H80ZM109 115H108V114ZM162 113V112H161ZM166 113V114H165ZM190 113H191V115H190ZM31 114V115H30ZM32 114L33 113H29V115L30 116H32ZM37 114V113H36ZM36 114H35V116H36ZM39 114H40V112H39ZM73 114V113H72ZM4 115V114H3ZM83 115V114H82ZM87 115V116H86ZM93 116L94 117V119L96 118V116ZM103 115H105V117L107 116L109 119H107V117H106V119L105 118H103L102 119V116ZM112 115V114H111ZM165 115H166V117H165ZM190 115V116H189ZM5 117L7 116V115H4ZM42 116V115H41ZM91 116H92V114H91ZM101 116V117H100ZM113 116V115H112ZM197 116V115H196ZM0 117H2V116H0ZM36 117H38V114H37V116ZM65 117V116H64ZM81 117V116H80ZM88 117V118H87ZM194 117H191L192 119L191 120H193V118ZM12 118V119H11ZM26 118H28V117H26ZM83 118H84V116H83ZM202 118V117H201ZM4 119V118H3ZM2 119V121H3V123H5L4 122V120ZM42 119V118H41ZM113 119V118H112ZM115 119V118H114ZM197 119V117H195L194 118V120H196ZM12 120V121H11ZM79 120L81 121V122H79ZM77 119V123H81L80 124V126L82 125V120L83 119ZM107 122H106V121ZM155 120H157V118H155ZM168 120H169V122H168ZM173 120H174V122H173ZM193 120V121H194ZM199 120L200 119H198V121L196 120L195 121V123L197 124L196 125V127L200 124V122H199ZM1 120H0V123L2 122ZM34 121V120H33ZM84 121V120H83ZM83 122L84 124L86 123V122ZM117 121V120H116ZM150 121V120H149ZM201 121V120H200ZM203 121V120H202ZM201 121V122H202ZM35 122V121H34ZM74 122V121H73ZM87 122V123H88ZM114 123H115V120L113 121ZM161 122V123H162ZM2 123V124H3ZM94 123V124H93ZM206 123H207V121H206ZM205 123V124H206ZM1 124V125H2ZM8 124V123H7ZM7 124H4V125H7ZM83 124V125H84ZM160 124V123H159ZM204 124V125H205ZM208 124V123H207ZM82 125V126H83ZM98 125H99V123H98ZM116 126H118V125H116ZM115 126V127H116ZM154 126V125H153ZM206 126V125H205ZM215 125H213V127H214ZM88 127H85V128H88ZM114 126H112V128H115ZM198 127V128H199ZM208 127V126H207ZM111 128V129H112ZM153 128V127H152ZM160 128H162V129H160ZM217 128V127H216ZM117 129V128H116ZM212 129H214V128H212ZM211 129V130H212ZM86 130V129H85ZM154 130V129H153ZM216 130V129H215ZM90 131V132H89ZM99 131V132H100ZM147 131V130H146ZM152 131V130H151ZM150 131V132H151ZM157 131V132H158ZM113 132H114V130H113ZM117 132V131H116ZM153 132V131H152ZM168 132V131H167ZM216 132V131H215ZM156 133V132H155ZM198 133V134H197ZM159 134V132L157 133V135ZM199 134H200V136H199ZM213 134V133H212ZM87 135V134H86ZM115 135H117L118 136V134H115ZM114 135V136H115ZM153 136H152V138L151 139H156V137H158V136H156V137H154V134H152ZM215 135H218L217 134V132H216V134ZM214 135V136H215ZM109 136H112V135H109ZM165 136V137H164ZM172 136H173V134H172ZM154 137V138H153ZM212 137H213V135H212ZM217 137V136H216ZM106 138V139H105ZM181 138H183L184 139V141H181ZM110 138H108V140H109ZM112 139V141H113V138H111ZM116 138H114V140H115ZM120 139V138H119ZM182 139V140H183ZM189 141H188V140ZM152 140V141H153ZM162 141L163 143H161V142H159L160 144H163V146L164 147H161L162 149L164 148V150L166 149V153H165V151H163L162 152V150H160V147H159V153H161L162 152V156L163 157H167V156H169V157H172V155L173 154H175V153H177L176 151L175 152H173L174 150L173 149H171L170 150V147H169V145L167 144L168 143V141L167 142H165V141ZM215 140V139H214ZM217 140V139H216ZM215 140V141H216ZM222 140V139H221ZM117 141V140H116ZM230 141V140H229ZM96 142V143H97ZM105 142V143H106ZM118 142V141H117ZM164 142H165V144H166V146L168 147V149L165 147V144H164ZM180 142H182V143H180ZM212 142V141H211ZM217 142V141H216ZM227 142H228V140H227ZM102 143V142H101ZM103 143H102V145H103ZM219 143V142H218ZM223 143V142H222ZM95 144V143H94ZM139 144V143H138ZM158 144V143H157ZM210 144H212V143H210ZM219 144H221V143H219ZM224 144V143H223ZM99 145H100V143H99ZM214 146L216 145V143H214L213 144ZM161 146V145H160ZM217 146V145H216ZM225 146H226V144H225ZM103 147V146H102ZM172 147V146H171ZM224 147V146H223ZM229 147V146H228ZM177 148V149H178ZM221 149H222V147H220ZM226 148H227V146H226ZM225 148V149H226ZM95 149H96V147H95ZM156 149V148H155ZM229 149V148H228ZM168 150H170V152L172 151L173 152V154L172 153H170V152H168ZM201 150H203V153L201 152ZM212 150V149H211ZM227 150V149H226ZM99 150H97V152H98ZM126 151V150H125ZM157 151V150H156ZM158 151H157V153H158ZM161 151V152H160ZM210 151V150H209ZM215 151H217V150H215ZM218 151H220V150H218ZM225 150H223V152H224ZM234 150H230V152H231V154H232V152H233ZM236 151V150H235ZM167 152H168V154H167ZM120 153V152H119ZM126 153V152H125ZM156 153V152H155ZM156 153V154H157ZM164 153L165 154H167L166 156L164 155ZM179 153V152H178ZM208 153V152H207ZM212 153V152H211ZM235 153V152H234ZM118 154V153H117ZM150 154V153H149ZM169 154H172V155H169ZM181 154H182V156H181ZM204 155L202 158L203 159H199L200 157V155ZM221 156H219V157H222V156H224L225 155V153H224V155H222V152L221 153H219ZM226 154H227V156L230 154V153H227L226 152ZM230 154V155H231ZM238 154V153H237ZM237 154H235V155H237ZM158 155H160V154H157V157H160V156H158ZM211 155H213V157H214V155L215 154H211ZM210 155V156H211ZM234 155V156H235ZM118 156V155H117ZM152 156V155H151ZM161 156V157H162ZM217 156V155H216ZM169 157L167 158V159H169ZM199 157V158H198ZM218 157V158H219ZM226 157V156H225ZM231 157H232V155H231ZM236 157V156H235ZM116 158V157H115ZM206 158H208V157H206ZM205 158V159H206ZM217 158V157H216ZM229 158V157H228ZM239 158V157H238ZM238 158H237V160H238ZM153 159V158H152ZM164 158H162V160H163ZM166 159V158H165ZM210 159H212L211 157H210ZM215 159V158H214ZM221 159H223V158H221ZM161 160V159H160ZM170 160V159H169ZM209 160V159H208ZM225 160H228L227 158H225ZM224 160V162H226ZM236 160V161H237ZM232 161V158H231V160H228V162H226V163H229V162H231ZM241 161V160H240ZM155 162V161H154ZM166 162V161H165ZM175 162V161H174ZM177 162H175L176 164H177ZM200 162H202L203 164H205L203 167H200V166H202V164L200 163ZM216 162V161H215ZM234 162V161H233ZM157 163H161V162H157ZM164 163V162H163ZM169 163H171V161L169 162ZM174 163V165H172V163L170 164L171 166H175L176 164ZM221 163H223V162H221ZM225 163V164H226ZM239 163V162H238ZM241 163V162H240ZM225 164H223V165H225ZM230 164H232V163H229V165ZM151 165V164H150ZM165 165H167V163L165 164ZM209 165V164H208ZM233 165V164H232ZM231 165V166H232ZM234 165H235V167H237V165L239 166V165H241V164H236V162H234ZM234 165H233V167H234ZM159 166V165H158ZM196 167L195 169H193V170H191L193 167ZM228 166V164L226 165V167ZM153 167V166H152ZM160 167V166H159ZM206 167V166H205ZM223 167H225V166H223ZM232 167V168H233ZM241 166H239L238 168H240ZM167 168H168V165H167ZM201 168H203V170L205 171L204 173H203V170L201 169ZM209 168V169H208ZM228 168V167H227ZM226 168V170L228 171V169ZM232 168H230V170L232 169ZM238 168H237V170H238ZM225 170V169H224ZM241 170H243L242 169V167H241V169H239L238 171H241ZM173 171H176V169L174 170L173 169ZM221 171V170H220ZM235 171V172H234ZM237 171V173H239ZM209 172V173H208ZM217 174H216V173ZM222 172H223V169H222ZM225 173V172H224ZM242 173V172H241ZM213 174H215V175H213ZM240 174V173H239ZM175 175V174H174ZM224 175H222V176H224ZM228 175V176H229ZM162 176V175H161ZM160 176V177H161ZM216 176V177H215ZM220 176V175H219ZM241 176H243L242 174H241ZM96 177V176H95ZM93 178V181L94 182H96L95 180H97L96 178ZM103 177V176H102ZM175 177V176H174ZM245 177V176H244ZM98 178V177H97ZM106 178V177H105ZM150 178V177H149ZM215 178V179H214ZM220 178V177H219ZM223 178V179H224ZM228 178V177H227ZM246 178V177H245ZM95 179V180H94ZM98 179H100V178H98ZM107 179V178H106ZM105 179V180H106ZM123 179V178H122ZM158 179V178H157ZM156 179V180H157ZM163 179V178H162ZM175 179H176V177H175ZM221 179V178H220ZM111 180V179H110ZM114 180V179H113ZM125 181H126V179H124ZM131 180V179H130ZM165 180H167V179H165ZM178 180V179H177ZM179 180H178V182H179ZM216 180V181H215ZM98 181V180H97ZM101 180H99V182H100ZM102 181H103V179H102ZM102 181H101V183H102ZM109 181V180H108ZM123 181V180H122ZM222 181V180H221ZM244 181H245V179H244ZM246 181H247V179H246ZM92 182V181H91ZM99 182H97L98 183V185L99 184H101V183H99ZM117 182V181H116ZM142 182H144V181H142ZM146 182H147V180H146ZM145 182V183H146ZM178 182H177V184H178ZM220 182V181H219ZM228 182V181H227ZM103 183H104V181H103ZM115 183V182H114ZM122 183V182H121ZM127 183V182H126ZM125 183V184H126ZM151 183V182H150ZM166 183V182H165ZM164 183V184H165ZM171 183V182H170ZM185 183V184H184ZM243 183V182H242ZM94 184V183H93ZM92 183H91V185H93ZM117 184V183H116ZM124 184V183H123ZM128 184V183H127ZM143 184V183H142ZM148 184V183H147ZM153 184V183H152ZM151 184V185H152ZM156 184V183H155ZM167 184H169V183H167ZM218 184V185H217ZM244 184V183H243ZM242 184V185H243ZM245 184H246V182H245ZM97 185V184H96ZM222 185V184H221ZM241 185V186H242ZM63 186V185H62ZM66 186V185H65ZM78 186H80V185H78ZM99 186H101V185H99ZM106 186V185H105ZM125 186V185H124ZM123 186V187H124ZM155 186V185H154ZM154 186H152V187H154ZM169 186V185H168ZM171 186V185H170ZM173 186V185H172ZM173 186V187H174ZM180 186V187H181ZM217 186V187H216ZM234 186V188H232ZM60 187V186H59ZM71 187H73V185L71 186ZM109 187V186H108ZM111 187V186H110ZM114 187V186H113ZM115 187H117V185L115 186ZM115 187H114V190H115ZM126 187V186H125ZM137 187V186H136ZM149 187V186H148ZM222 187V188H221ZM237 187H238V185H237ZM90 188V187H89ZM96 188V187H95ZM103 188H104V186H103ZM106 188V187H105ZM128 188V187H127ZM143 188V187H142ZM147 188V187H146ZM168 188V187H167ZM170 188V187H169ZM215 188H217L216 190L218 191V193H216L215 191ZM243 188V187H242ZM246 189H247V186L245 187ZM65 189V188H64ZM63 189V190H64ZM91 189V188H90ZM107 189V188H106ZM117 189H119V186L116 188V191H121V189H119V190H117ZM144 189V188H143ZM238 189V190H237ZM249 189V188H248ZM72 190V189H71ZM86 190V189H85ZM84 190V191H85ZM129 190V191H128ZM128 190L127 191H124V193H123V195H127V196H129V197H131V201H132V203H131V201H129V197H128V204L127 205H129L130 203V205L127 207V206H122L121 205V203H119L120 201H119V199H117L116 201H115V204H114V202H111V200L113 199H110V198H108V200L107 201H104L105 199V197H103V196H101L100 198H102L103 197V199L102 200H100L101 202H98V204H96V206H95V211H94V209H93V207L92 206H90V208L92 207V210L91 209H89V210H91V212H94L93 213V215H95L94 217L96 218H94L93 220H92V218H91V216L93 217V215H90L89 213H91V212H89L88 214H89V216L87 215V217H89V219L88 220H90V218H91V220L92 221H90V222H88V220L86 221V222H88L87 224L88 225H84L85 227H89L90 226V224H92L93 223V226L92 227H94L93 229H91L90 231H92V230H94L95 229V231L94 232H98L96 229L98 228L100 231H101V228L100 227H103V226H105V224L106 225H108L109 223L111 224V225H113L114 224V222L115 221H119V215H121V213L120 214H118L117 213V215H118V217H116V214H114V213H112V211H110L109 210V207L108 206H113L112 205V203L114 204V206H113V208H117V205H121V208H120V212H127V214H125V215H128V213L130 212V213H132V214H134L135 213V209L137 208L135 205H136V203H135V201H133L135 198H136V200H137V197H138V195H137V193L136 194H131L130 195V192H132L133 193V190H134V188H132V189H129L128 188ZM148 190V189H147ZM153 190V189H152ZM171 190V189H170ZM232 190H229V191H232ZM262 190V189H261ZM57 191V190H56ZM58 191H60V189L58 190ZM73 191H75V190H73ZM72 191V192H73ZM93 191V190H92ZM109 191V190H108ZM112 192H113V189L111 190ZM144 191V190H143ZM151 191V190H150ZM159 191H161L160 189H159ZM165 191V190H164ZM234 191V192H235ZM240 191V190H239ZM238 191V192H239ZM249 190H247V192H248ZM258 191H259V189H258ZM63 192V191H62ZM69 192V191H68ZM91 192V191H90ZM110 192V191H109ZM115 192V191H114ZM145 192V191H144ZM153 192V191H152ZM163 192V191H162ZM165 192V193H166ZM182 192H184V195L183 196H181V194H183ZM233 192V193H234ZM237 192V195H239V193ZM242 192H244L243 190L242 191H240V193H242ZM246 191H245V193H247ZM260 192V191H259ZM64 193V192H63ZM78 193V192H77ZM121 193V192H120ZM164 193V192H163ZM171 193V194H170ZM230 193V192H229ZM233 193L232 194H229V195H231V197L233 196ZM251 193L252 192H249V194H248V196H250L251 195ZM255 193V192H254ZM263 193H264V191L263 192H261V194L263 195ZM55 194V193H54ZM58 194V193H57ZM69 194V193H68ZM67 194V195H68ZM73 194V193H72ZM72 194H69V195H72ZM79 194V193H78ZM85 194H87V193H85ZM99 194V196H100V192L98 193ZM142 194V193H141ZM140 194V195H141ZM145 193H143V195H144ZM160 194H162V193H160ZM256 194V193H255ZM74 195V194H73ZM89 195V194H88ZM93 195V194H92ZM91 195V196H92ZM146 195V194H145ZM259 195V194H258ZM54 196V195H53ZM58 196V195H57ZM78 196V195H77ZM90 196V199L91 200H94L92 197ZM95 196V195H94ZM93 196V197H94ZM97 196V195H96ZM114 196V195H113ZM117 196V195H116ZM164 196V195H163ZM242 196V195H241ZM240 196V197H241ZM251 196H255L254 194L253 195H251ZM250 196V197H251ZM256 196H257V194H256ZM260 196V195H259ZM85 197H87L88 198V196H85ZM140 197V196H139ZM138 197V198H139ZM165 197H167V196H164V198ZM228 197V198H227ZM234 197V196H233ZM239 197V198H240ZM245 197H246V195H245ZM263 197H264V195H263ZM58 198V197H57ZM56 197H55V201H56V199H57ZM60 198V197H59ZM58 198V199H59ZM100 198H98V200L100 199ZM116 198V197H115ZM115 198L113 199V201L115 200ZM118 198V197H117ZM122 198H123V196H122ZM133 198V199H132ZM142 198H144V197H142ZM141 197L139 198V200L140 199H142ZM164 198H162V199H164ZM173 198V197H172ZM225 198L227 199L226 201H224L225 200ZM242 198V197H241ZM63 199V198H62ZM74 199V198H73ZM89 198H88V200H90ZM146 199V198H145ZM162 199H160L161 201H162ZM166 199H168V198H165L164 200H166ZM231 199V198H230ZM234 199V198H233ZM232 199V200H233ZM238 199V198H237ZM236 199V200H237ZM258 199H259V197H258ZM262 199V197H260V199H259V201ZM264 199V198H263ZM64 200V199H63ZM66 200H68V199H66ZM65 200V201H66ZM76 200V199H75ZM86 200V199H85ZM97 200V199H96ZM97 200V201H98ZM236 200H234V201H236ZM255 200V201H256ZM61 202H63L62 200H60ZM58 202V201H56V202H54L53 203V205L51 206V205H49L50 207H48V209H47V207H46V209H44L46 212H39L38 210H36L35 208V210H36V212H38L39 213V215H37V213L35 214L36 215V217L34 218V217H32V219L33 220H35L36 218L38 219V218H40V219H45V218H48V220H45L46 222H44V224L43 223H34V224H32V227H33V230H34V228L36 227L37 229H39L40 230V228H41V230L43 229L45 232V234H46V236H50L51 234H55V237L57 236L58 237V235H56V234H59V231H57L56 232V230L58 229V227L59 226H62V227H60L61 228V230H60V232L63 230L64 231V229H65V227H66V229L67 230H69V229H71V230H69V231H72L73 230V228H75V226L77 225V223H79V217H80V214L82 213V215L85 213V211H86V209H87V207H86V209H83L81 206H82V204H83V202H82V200L81 201H78V203L76 204V206H75V204L73 205H68V207L66 208V207H64V205H61L60 203L61 202ZM71 201H72V199H71ZM84 201V200H83ZM142 201H144V200H142ZM139 202L138 201V203H141V205H138L140 208L141 207H143V208H146V210L148 209V208H150L151 206H153V204L150 206L149 204H148V206L149 207H147L146 206V203H148V202H144L145 204H143V202ZM148 201V200H147ZM168 201V200H167ZM231 201V202H230ZM239 201V200H238ZM237 201V202H238ZM258 201V200H257ZM262 202H263V200H261ZM51 202V201H50ZM90 202V201H89ZM88 202V203H89ZM123 202V201H122ZM126 202V201H125ZM124 202V203H125ZM130 202V203H129ZM134 202V203H133ZM137 202V201H136ZM156 202V201H155ZM236 202V203H237ZM68 203V202H67ZM95 203V202H94ZM117 203V204H116ZM119 203V204H118ZM150 203H151V201H150ZM229 203H227L226 204V207H227V205L229 204ZM240 203H241V201H240ZM253 203V204H252ZM87 204V203H86ZM126 204V203H125ZM232 204H235V203H232ZM232 204H230V205H232ZM237 204H239V203H237ZM242 204V205H243ZM84 206H85V204H83ZM88 205V204H87ZM74 206V207H73ZM116 206V207H115ZM134 206L136 207L135 209H134ZM162 206V205H161ZM235 206H236V204H235ZM41 207V206H40ZM138 207V208H139ZM229 207V206H228ZM230 207H232V206H230ZM74 208H76V209H74ZM119 208V207H118ZM152 208H154V206L152 207ZM162 208V207H161ZM164 208V207H163ZM162 208V209H163ZM167 208V207H166ZM169 208V207H168ZM167 208V209H168ZM197 208H198V210H197ZM237 208V207H236ZM240 208H242V209H240ZM39 209V208H38ZM41 209V208H40ZM73 209V210H72ZM167 209L165 210V211H167ZM138 210V209H137ZM150 210V209H149ZM195 210H197L198 212H200L201 213V211L203 212L204 211V217H205V219L204 220H206V221H208V220H213V224H211L210 225V223H206V224H202V223H204V222H201V221H199L200 219H198L199 218V216H198V218H197V211H195ZM233 210V208H231V210H228V211H232ZM239 210H237V209H235V212H237V211H239ZM245 210V209H244ZM262 210H264V209H262ZM41 211V210H40ZM139 211H141V210H139ZM143 211H145V210H143ZM161 211V213H163V210H159L158 212H160ZM164 211V212H165ZM170 211V210H169ZM33 212H34V210H33ZM68 212V213H67ZM84 212V213H83ZM110 214H109V213ZM149 212V211H148ZM234 212V211H233ZM232 212V213H233ZM30 213H32V211L30 212ZM107 213H108V217L106 216L107 215ZM124 213H122V214H124ZM130 213H129V215H130ZM143 213V212H142ZM145 213H147V212H145ZM141 214V215H143V216H139L138 214H137V216H139L138 218L139 219H142L141 217H144V215H146V214ZM155 213V212H154ZM170 213V212H169ZM174 213V212H173ZM240 213V215H238ZM250 213V214H251ZM262 213V214H261ZM62 214H65V215H69V218H71L72 217V220L70 221H67V219L65 218H63L62 219V216H61V218H59L60 217V215H62ZM86 214H87V211H86ZM85 214V215H86ZM131 214V215H132ZM149 214V213H148ZM151 214V213H150ZM158 214V213H157ZM156 214V215H157ZM165 214H166V212H165ZM171 214V213H170ZM170 214H168V215H170ZM202 214V213H201ZM34 215V216H35ZM129 215H128V218L126 217V216H124L125 217V219L127 218V219H129ZM130 215V216H131ZM136 215V214H135ZM172 215V214H171ZM203 215V214H202ZM226 215H228L230 218H227L228 216H226ZM64 216V215H63ZM71 216V217H70ZM84 216V215H83ZM147 217L149 216V215H146ZM154 216V215H153ZM162 216H164V215H162ZM166 216V215H165ZM175 216V215H174ZM174 216L171 218V220L174 218ZM201 216V215H200ZM225 216V217H224ZM30 217V216H29ZM42 217V218H41ZM82 217V216H81ZM86 217V216H85ZM113 217H115V218H113ZM121 217H123V215H121ZM147 217H145V218H147ZM158 217V216H157ZM160 217V216H159ZM171 216H169V218H170ZM177 217V216H176ZM179 217V218H180ZM185 217V216H184ZM31 218V217H30ZM29 218V219H30ZM50 218V219H49ZM60 220H59V219ZM68 218V217H67ZM151 218V217H150ZM201 218V217H200ZM233 218V217H232ZM246 218L248 219V220H246ZM42 219V220H43ZM56 219H58L59 220V222H60V224H59V222H58V220H56ZM84 219V218H83ZM123 219V218H122ZM121 219V220H122ZM134 218H132L131 219V221L133 220ZM137 219V218H136ZM162 219V218H161ZM175 219V218H174ZM177 219V218H176ZM183 219V218H182ZM254 219V220H253ZM64 220H66L65 222H63ZM101 220L103 221V222H105V224L103 225L102 223H101ZM107 220H108V224H107ZM120 220V221H121ZM135 220V219H134ZM184 220V221H185ZM55 221L58 223V227H55L54 226V224H55ZM61 221L63 222V224L61 225ZM82 221V220H81ZM128 220H124L123 219V222H121V224H123L124 222H126L127 224H128V222H127ZM168 221V220H167ZM182 222H184L183 220H181ZM180 221V222H181ZM205 221V222H206ZM215 221V222H214ZM33 222V221H32ZM36 222V221H35ZM41 222V221H40ZM66 222H68V223H66ZM84 222V221H83ZM138 222H140L139 220L137 221V223ZM144 222V221H143ZM164 222V221H163ZM173 222V221H172ZM174 222H175V220H174ZM173 222V223H174ZM176 222H177V220H176ZM181 222V223H182ZM64 223L66 224L65 225V227H64ZM82 223V222H81ZM100 223V224H99ZM116 223V222H115ZM130 223V222H129ZM136 223V224H137ZM140 223H142V222H140ZM146 223H148V224H150L151 222L149 221V222H146ZM145 223V224H146ZM36 224V226L34 227V225ZM48 224V225H47ZM73 224H75V225H73ZM84 224H85V222H84ZM103 226H102V225ZM139 224V223H138ZM152 224V223H151ZM156 224V223H155ZM176 224V223H175ZM37 225H39V226H37ZM57 225V224H56ZM79 225V224H78ZM82 226H83V224H81ZM81 225H80V227H81ZM101 225V226H100ZM111 225H109L110 227H111ZM120 225V224H119ZM131 225V224H130ZM129 225V226H130ZM22 226V225H21ZM95 226H98V227H95ZM123 226H125V224L123 225ZM24 227V226H23ZM40 227V228H39ZM80 227H78V228H80ZM105 227H107L108 228V226H105ZM105 227H103V228H105ZM118 227V226H117ZM116 227V228H117ZM122 227V226H121ZM126 227H127V225H126ZM157 227V226H156ZM14 228V227H13ZM35 228V229H36ZM59 228V229H60ZM77 228V227H76ZM102 228V230H103V232L101 231V233L102 234H105L106 233V231L108 230L109 231V229H107V228H105V233H104V229ZM111 228H113V226L111 227ZM115 228V227H114ZM129 228H131V227H129ZM163 228H164V226H163ZM2 229V228H1ZM9 229H10V227H9ZM17 229V228H16ZM22 229V228H21ZM36 229V230H37ZM65 229V230H66ZM127 229V228H126ZM147 229V230H146ZM166 229V228H165ZM11 230H13V229H11ZM35 230V231H36ZM38 230V232H40ZM66 230V231H67ZM76 230H78V229H76ZM116 230H121V232L123 233V232H125V231H122V230H124V229H122V228H120V229H116ZM185 230V231H184ZM2 231V230H1ZM16 230H14V231H11L12 233H10V232H7V230H5V232H2L1 234H0V245L1 244H3V245H1V247H0V250H2V246H3V248H4V250L6 249L7 251H5V252H8V251H10V252H8L9 254H12V255H14V252L15 251H12L13 250V248H18L19 246V244H20V242H23V241H21V240H23V239H21L20 237V240H18V244L16 243L17 242V239H12L11 238V235H13V234H15L14 235V238H16L17 237V235H16V233L17 234H19L17 231H16V233H13V232H15ZM19 231V230H18ZM26 231H27V228H26ZM65 231V232H66ZM89 231V232H90ZM110 231H112L111 229H110ZM110 231H109V233L108 234H110ZM128 231H132V229H129ZM150 231V230H149ZM159 231V230H158ZM30 232V231H29ZM28 232V233H29ZM37 232V231H36ZM43 232V231H42ZM65 232H63V233H65ZM73 232H76V233H78V232H80V231H73ZM73 232H72V235H73ZM114 232V231H113ZM118 232V231H117ZM136 232V233H137ZM151 232V231H150ZM153 232H155V231H153ZM167 232H169V231H167ZM172 232V233H173ZM28 233H26L25 231H24V241L26 240L25 238H26V236H28ZM66 233H68V232H66ZM65 233V234H66ZM69 233H71V232H69ZM115 233V232H114ZM126 233V232H125ZM124 233V234H125ZM129 233V235H132L130 232H128ZM133 233V232H132ZM135 233V232H134ZM156 233V232H155ZM159 233V232H158ZM157 233V234H158ZM163 233V232H162ZM25 234H27V235H25ZM40 234V233H39ZM43 234V233H42ZM92 234V233H91ZM100 234V233H99ZM98 233L96 234V235H99ZM123 234V235H124ZM148 234V233H147ZM146 234V235H147ZM148 234V235H149ZM167 234V233H166ZM166 234H163V235H166ZM21 235V237H22V234H20ZM74 235H77V234H75L74 233ZM81 235H82V232H81ZM93 235H95V234H93ZM115 235V234H114ZM120 235V234H119ZM134 235V234H133ZM132 235V236H133ZM139 235V236H140ZM143 235V236H142ZM147 235V236H148ZM160 235V234H159ZM32 237H34L35 238V236H33V235H31ZM40 236V235H39ZM68 236V235H67ZM91 236V235H90ZM89 236V237H90ZM103 235H101V237H102ZM105 236V235H104ZM116 236H117V234H116ZM29 237V236H28ZM50 237H53V236H50ZM56 237V238H57ZM62 237V236H61ZM70 237V236H69ZM78 237V236H77ZM99 237V240H101L102 238L103 239H105L104 237H100V235L98 236ZM121 237V236H120ZM130 237V236H129ZM164 237V236H163ZM64 238H65V236H64ZM67 238V237H66ZM65 238V239H66ZM71 238V237H70ZM81 238V237H80ZM101 238V239H100ZM123 238H124V236H123ZM142 238L147 242V243H149V244H147V246H146V248H148V249H146L144 246L145 245H142V244H144L145 243V241H144V243H140V240L143 242V240H142ZM149 238V237H148ZM157 238V236L154 238V239H156ZM158 238H159V236H158ZM158 238H157V241H155V242H157L158 243ZM162 238V237H161ZM9 239H11L10 241H9ZM31 239V238H30ZM44 239V238H43ZM50 239V238H49ZM51 239H53V238H51ZM69 239V238H68ZM72 239H74V238H71V240ZM92 239V238H91ZM108 239V238H107ZM127 239V238H126ZM131 239V238H130ZM171 239V238H170ZM35 240V239H34ZM58 240V239H57ZM93 240V239H92ZM97 240V239H96ZM112 240V239H111ZM128 240V239H127ZM35 241H37V240H35ZM42 241V240H41ZM50 241V240H49ZM61 241V240H60ZM59 241V242H60ZM65 241V240H64ZM68 241V240H67ZM75 241V239L72 241V242H74ZM101 241H103V240H101ZM113 241V240H112ZM124 241V240H123ZM132 241V240H131ZM149 241V242H148ZM151 241V242H150ZM154 241V240H153ZM160 241H165V240H161L160 239ZM2 242V243H1ZM38 242V241H37ZM71 242V241H70ZM69 242V243H70ZM71 242V243H72ZM77 242V240L75 241V243ZM97 242V241H96ZM108 242V241H107ZM27 243V242H26ZM57 243H58V241H57ZM64 243V242H63ZM66 243V242H65ZM68 243V242H67ZM68 243V244H69ZM102 243H105V242H102ZM127 243V242H126ZM130 243V242H129ZM133 243L135 244V245H133ZM162 243H164V242H162ZM167 243V242H166ZM77 244V243H76ZM81 244V243H80ZM92 242H91V244H90V246H91V248H92ZM98 244H99V241H98ZM97 244V245H98ZM106 244V243H105ZM110 244V243H109ZM153 244H155V245H153ZM168 244V243H167ZM166 244V245H167ZM21 245V244H20ZM62 245V244H61ZM60 245V246H61ZM64 245V244H63ZM70 245V244H69ZM68 245V246H69ZM72 245V244H71ZM94 245V244H93ZM100 245V244H99ZM127 245H128V243L126 244V247H127ZM141 245H142V247H144L145 248V250L143 249V248H141ZM148 245H150V247H148ZM27 246V245H26ZM47 246V245H46ZM65 246H66V244H65ZM65 246H63V247H65ZM75 246H77L76 247V249L74 250V251H76V253L77 252H79L78 251V246H79V244L78 245H75ZM101 246V245H100ZM33 247V246H32ZM37 247V246H36ZM55 247V246H54ZM72 247H74V246H72ZM71 247V248H72ZM79 247H81V246H79ZM85 247V246H84ZM110 247V246H109ZM114 247H116V245L114 246ZM118 247V246H117ZM119 247H121V246H119ZM118 247V248H119ZM19 248H21V247H19ZM61 249H63L62 247H60ZM70 248V247H69ZM67 249V246H66V250H64L65 251V253H68V250H69V252H72L73 251V248H72V251L70 250V249ZM87 248V247H86ZM100 248H104V247H100ZM108 248V247H107ZM107 248H106V250H107ZM159 248V247H158ZM33 249H35V248H33ZM44 249V248H43ZM48 249V248H47ZM81 248H79V250H80ZM113 249V248H112ZM127 249V250H128ZM131 249V250H130ZM142 249V250H141ZM18 250H20V249H17V251ZM82 250V249H81ZM83 250H84V248H83ZM83 250H82V252H83ZM102 250V249H101ZM121 250V249H120ZM143 250L144 251H147V253L145 252V253H143L142 254V252H143ZM3 251V250H2ZM29 251V250H28ZM61 251H63V250H61ZM90 251H93V250H90ZM105 251V250H104ZM117 251H118V249H117ZM160 251V252H159ZM23 252H24V250H23ZM31 252H33V250L31 251ZM35 252V251H34ZM50 252V251H49ZM53 252V251H52ZM81 252V251H80ZM82 252H81V254H82ZM85 253L87 252V251H84ZM95 251H93V253H94ZM115 252V255H116V258H117V256H118V253H116V251H114ZM121 252H122V250H121ZM166 254H165V253ZM250 252V251H249ZM54 253V252H53ZM103 254H105V252H102ZM4 254V253H3ZM20 254V251L19 252H17V253H15V255H19ZM28 254V253H27ZM31 254V253H30ZM34 254V253H33ZM61 254V253H60ZM75 254V253H74ZM78 254V253H77ZM77 254H76V256H77ZM107 254V253H106ZM109 254V253H108ZM112 254H114V253H111V255ZM119 254H120V252H119ZM122 254V253H121ZM260 254H262V253H258L255 257H253L252 255H251V253H249V254H247L246 256H240V257H243L242 259L239 257L238 259H240V260H236L235 258H233L234 260H236L235 262L233 261V259H232V261L231 260H229L228 261V263L229 264H264V253L262 254V255H260ZM21 255V254H20ZM20 255L18 256L19 258H20ZM23 255V254H22ZM21 255V256H22ZM25 255V254H24ZM69 256L70 257V254L69 255H67V254H64V255H62V257L60 258V259H55L56 260V263L58 264V263H64V256ZM72 255V254H71ZM93 255V254H92ZM111 255H109V259H107L109 262H110V264L112 263V262H114V264H116V262L118 261V260H116L115 261V259L113 260V261H111V259H113L114 258V256H112L113 258H110L111 257ZM2 255H0V257H1ZM5 256V255H4ZM6 256H8V255H6ZM11 255H9V257H10ZM75 256V255H74ZM86 256H87V254H86ZM89 257H90V255H88ZM88 256L86 257V259H88ZM107 256V255H106ZM3 257V256H2ZM1 257V258H2ZM82 257V256H81ZM80 257V258H81ZM119 257V256H118ZM123 257L125 258V259H123ZM237 257V256H236ZM13 258V257H12ZM49 258V257H48ZM55 258V257H54ZM79 258V257H78ZM83 258L84 257H82V260L81 261H83ZM120 259H121V257H119ZM119 258H117V259H119ZM7 259V258H6ZM20 259H23V258H20ZM68 259V258H67ZM70 259V258H69ZM73 259V258H72ZM75 259V262H78L79 260L77 259V258H74ZM78 261H77V260ZM91 259H93L94 260V257H91L90 258V260ZM19 260V259H18ZM89 260V259H88ZM95 260H96V258H95ZM21 261V260H20ZM25 261H26V259H25ZM1 262V261H0ZM19 262V261H18ZM53 262V261H52ZM71 262V261H70ZM119 262H120V260H119ZM119 262H117V263H119ZM126 262H128L127 264H131L128 260L126 261ZM9 263V262H8ZM49 263V262H48ZM54 263V262H53ZM67 263H68V261H67ZM72 263H73V261H72ZM79 263V262H78ZM85 263H87V262H85ZM91 263H92V261H91ZM94 263V262H93ZM95 263H97V261H95ZM124 262H122V264H123ZM133 263H135V261L134 262H132V264ZM227 263V264H228ZM6 264H7V262H6ZM50 264V263H49ZM52 264V263H51ZM55 264V263H54ZM69 264V263H68ZM124 264H126V263H124ZM198 264V263H197Z\"/></svg>",
  "mask_w": 264,
  "mask_h": 264
},
{
  "label": "water",
  "instance_id": "95a60500",
  "mask_svg": "<svg viewBox=\"0 0 264 264\" xmlns=\"http://www.w3.org/2000/svg\"><path fill=\"white\" fill-rule=\"evenodd\" d=\"M118 25L133 31L167 54L192 61L215 57L237 62L255 75L264 91V46L242 37H214L195 32L153 9L139 13L141 0H102Z\"/></svg>",
  "mask_w": 264,
  "mask_h": 264
}]
</instances>
